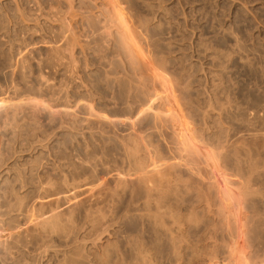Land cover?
<instances>
[{
  "label": "rangeland",
  "instance_id": "1",
  "mask_svg": "<svg viewBox=\"0 0 264 264\" xmlns=\"http://www.w3.org/2000/svg\"><path fill=\"white\" fill-rule=\"evenodd\" d=\"M16 1V2H15ZM13 2V0H0V101H3V104L5 105H2V106H5L4 109L1 107L0 109L3 111L4 110V113L0 111V116H3L0 117L1 121H0V130L1 129H5V131L1 130L0 132V139L2 138V145L0 144V171L1 170H5L6 168L8 169H12V170H9L8 174H5L4 176L0 177V192L3 194V192L6 193V191L9 190V192H7L6 194L7 195V202L8 200H10L6 206V208H4V210H9L10 213H11V216H14L16 215V217L14 219H16V223L19 224L20 226V229L22 230V237H21V242H20V245L22 246H19V247H14L13 249H17V250H14L12 249V252L11 253H14V255H11L10 258H8V260L6 261V263H4L3 261L0 260V264H15L16 262H20L18 264H23L24 261H26L27 259V262L26 264L29 262L30 264H56V262H62L61 264H71L73 263L74 264V260L75 264H113V261H114V264H133V260L135 261L136 259H134L132 256H133V243H130L132 242L133 240V236L134 235H140L143 233V228L145 227L143 225V218L139 217L142 213H135V212H142L140 211L141 210V202L138 201V199L140 200V197L141 194L139 193V189H137V191L133 189V186L129 183H125L124 180H128L129 176H132L131 173L134 171V170H130L131 168H133V166L131 165L132 163H130L131 159L129 157V151L131 150H135V146L133 147L132 146V142L130 141V136L133 134L134 137H140V139H142V141L144 142H148L146 143L147 145L151 142H153V139H154V146L158 147L157 145L159 144V148H155L153 145H150L149 146H146L145 144V147H148L147 149L149 150V148H155V149H161L164 153H161L160 150H149L150 152L154 151V155L158 156V151H160V156L163 157L165 159L164 156H162L163 154H165L166 158L170 159L171 157V154L174 153V148L176 147V144L173 143L172 144V137H173V132H171L172 130V124L171 123H166V125L164 124L165 121L163 120V122H161L162 124H160L159 122H156V121H161L159 118L156 119V117L154 116L155 115V110L154 112L151 111L145 116V120L142 121L140 124H135L132 125L129 121L130 120H127V124L124 125L123 127L120 126V125H117L115 123H113V121L109 122L108 121H102L100 118L98 119L99 115L100 116H109V119H112V117H115V116H124V118L126 117H130L131 116V112L130 111L133 107L136 106L137 103H139V105L137 104L136 108H133V112H134V115L137 113V111L139 110V108H141L143 106V104L145 105L146 103H153L152 99H155V97L157 96V100H156V104L157 106L155 105V100H154V104H152L157 110L159 111H164L165 109V106L167 105L166 103V99H165V95L162 96L161 94H163V88L162 86L160 85L159 80H156V78L154 77V72H151L148 73L149 71L148 70H145L144 68V65H141L143 64L142 62H138L135 57L133 56V54H131L132 52H129V50L121 43V41L118 39L117 37V40H116V32L115 30L117 24H114L113 25V22L112 24L110 23L111 19H110V16L107 11L104 9L106 8L102 3L100 2H94V1H90V0H80L77 1L75 0L74 3L72 4L73 6H67L69 3L65 2V1H62V0H57L56 2L53 0H15ZM18 1V2H17ZM20 1V2H19ZM45 1V2H43ZM50 1V3H49ZM60 1V2H59ZM85 1V2H84ZM87 1V2H86ZM100 3L99 5L96 4V6L92 3ZM52 2V4H51ZM56 4H55V3ZM64 2V3H63ZM38 3V4H37ZM40 3V4H39ZM46 3V4H44ZM82 3V4H80ZM84 3L86 5H84ZM90 3V4H89ZM122 3V1H121ZM9 6H8V5ZM16 4V5H15ZM28 4V5H27ZM37 6H36V5ZM51 4V5H50ZM56 6H54V5ZM60 5L59 6V9H58V6L57 5ZM75 4V5H74ZM77 4V5H76ZM127 4V5H126ZM18 5V6H17ZM20 5V6H19ZM25 5V6H24ZM46 5V6H44ZM49 8H48V6ZM78 5H82V7L80 8ZM86 7H84V6ZM123 5V6H121ZM120 6L121 7H124V8H121V10L123 11V15L127 14V16H123V19L127 20V18L129 17L130 19H128L126 21V23L128 22V25L130 28L133 27L132 31H133V35L136 36V39L138 41V44L139 46L141 47V49L144 50L146 56L150 59V61H152L153 65L155 67H157V69L159 68L161 72H163L166 76H168V79L174 84V86L176 85H179L178 87L181 88H176L175 90H177V93L180 97H178L179 100H181V111L183 110V116L185 115L186 118L185 121L186 123H188L187 125L189 126V128L193 131V132H196V133H199L201 132V134L199 133L200 135V138H202L201 140H203L204 142L206 141L207 144H210L211 147L214 149H216L215 151L217 152L220 160L222 159V161L224 163H222L221 161V164L225 165L226 166L224 167L223 165V168L224 169V172L227 174V176L229 177H232L235 181H239L241 180L242 181V184H241V181L237 182L236 184V187L238 186H241V185H244L246 186L244 183L246 182L245 181V178L248 179L247 182H250V180H252L251 178H254V176L256 178L255 179V182H254V179L252 180L253 183H249L250 185L246 186V187H251L252 189H250V192L249 193L248 191L246 192V190H242V191H245V193H249L251 196L249 197L248 195H246V202L248 203V210L246 209V220H248L249 218V221L248 223H251L250 226L248 223H245L247 225H245V232H246V236H245V244L249 247L246 246V249L248 250V252L246 253L249 257L251 255V257L249 258L250 262H252V264H264V0H124L123 1V4H121ZM27 6V7H26ZM52 9H51V7ZM89 6V8H87ZM98 6V7H97ZM101 6V7H100ZM20 7V8H19ZM22 7V8H21ZM35 7V8H34ZM45 7V8H44ZM48 9H47V8ZM63 7V8H62ZM65 7V8H64ZM70 7L71 8V11H73L72 9H74V13L75 11H77L75 14H71L73 15H76L74 17V19L77 17V14L79 12V10L81 11L82 10V13H79V17H77V19H75V21L73 20L71 22V24H74L72 25V29L69 31V35L67 34L68 30L67 28L64 29V25H63V22L61 21V19L63 18V16H65V14H67L70 10ZM77 7V8H76ZM95 7L98 8V10L96 11ZM102 8V12H99V10L101 11ZM104 7V8H103ZM8 8V9H7ZM17 8V9H16ZM23 8H26V9H23ZM35 10H34V9ZM42 8V9H40ZM44 8V9H43ZM53 8H57L53 10ZM79 8V9H78ZM86 8V9H84ZM90 8H92V11H90ZM15 9V10H14ZM19 9V10H18ZM32 9V10H31ZM62 9V10H61ZM68 9V10H67ZM76 9V10H75ZM94 9V10H93ZM25 10V12H24ZM37 10V11H36ZM41 10V13L45 11L43 15L40 13L39 14V11ZM43 10V11H42ZM52 10V11H50ZM58 12H56V11ZM85 10H89L88 12L85 11ZM105 10V11H104ZM126 13H124L125 11ZM18 11V12H17ZM19 11L21 13H19ZM22 11H23V17L26 16L25 18H21L18 14H22ZM50 11V12H48ZM55 12V15H57L58 18H56L52 13V12ZM27 12V13H26ZM62 12V13H61ZM65 12V13H63ZM94 12V14L92 13ZM96 12V14H95ZM105 14H104V13ZM14 13V14H13ZM31 15H29V14ZM57 13V14H56ZM85 13L87 15H85ZM103 15H102V14ZM35 14H39L38 16L35 15ZM49 14L48 18H47V15ZM52 14V15H51ZM90 14V15H89ZM46 15V16H45ZM60 18H59V16ZM68 15V14H67ZM66 15V16H67ZM69 15H70V12H69ZM71 15L69 17H71ZM84 17H83V16ZM93 15V16H92ZM96 15V16H95ZM99 15V16H98ZM105 15V16H104ZM107 15V17H106ZM22 16V15H21ZM45 16V17H43ZM51 16V18H50ZM54 16V17H53ZM80 16H82L83 18H81ZM90 16H92V21H89V19H87V17L89 18ZM102 16V18L104 19H100V17ZM17 17V20L15 19ZM96 17V18H95ZM125 17V18H124ZM31 18V20H30ZM34 18V20H33ZM37 18V19H36ZM48 20H47V19ZM50 18V19H49ZM55 18V19H53ZM83 19L82 20H80ZM87 19V22L90 23V25L86 22V19ZM94 18V19H93ZM99 20H98V19ZM25 19V20H24ZM43 19V20H42ZM53 19V20H52ZM110 19V20H109ZM21 20V21H19ZM51 20V21H49ZM59 20V22H62V23H59L61 26H62V29H63V32H67V33H61L59 30H61L60 28V25H58L56 22ZM76 20L78 22H76ZM98 22H97V21ZM102 20V22H101ZM107 20V23H105ZM134 20V22H133ZM136 20V21H135ZM26 21V22H24ZM43 21V22H42ZM82 21V22H81ZM85 21V22H84ZM96 21V23H95ZM99 21L100 23L104 26L106 24L105 27L104 26H100L99 25ZM133 23H132V22ZM23 22V23H22ZM37 22V23H36ZM39 22V23H38ZM46 22V23H45ZM75 22V23H74ZM81 22V23H80ZM111 24H109V23ZM139 22H140V25H139ZM36 23V24H35ZM42 23V24H41ZM52 25H51V24ZM54 23V24H53ZM55 23H56V26H55ZM87 23V24H86ZM93 23V25H92ZM138 23V24H137ZM144 23V25L142 24ZM21 24V25H20ZM39 24V25H38ZM131 24V25H130ZM24 25V26H23ZM39 27H38V26ZM48 29H47L44 27ZM49 25V26H48ZM54 25V26H53ZM75 25H78L77 27ZM81 25V26H80ZM89 25V26H88ZM98 27H97V26ZM110 25V26H109ZM143 25V27H142ZM36 26V27H35ZM88 26V27H87ZM96 26V27H95ZM114 26V27H112ZM139 26V27H138ZM38 27V28H37ZM59 27V29L57 30V28ZM87 27V28H86ZM102 27V28H101ZM111 28V30L113 31L112 33L113 34L111 36L115 37L113 39V37L111 38V36H109L110 40L108 41H113L112 43L111 42H108V41H105L103 40L102 38L104 37V39H108V36H102V32L104 31V29L106 28ZM146 27V28H145ZM41 28V30H40ZM55 28V29H54ZM78 28V29H76ZM85 28V30H84ZM95 28V30L93 29ZM98 28V30H97ZM101 28V30H99ZM104 28V29H103ZM114 28V29H112ZM29 29V30H28ZM144 29V30H143ZM36 30V31H35ZM56 33H55V31ZM65 30V31H64ZM75 30H78L79 34H76L75 33ZM83 30V31H82ZM89 30H92L90 31L89 33ZM94 30V32H93ZM110 29H108L107 31H109ZM137 30V31H136ZM142 30V31H141ZM146 30V31H145ZM32 31V32H31ZM42 31V32H41ZM73 32L75 33V37L77 35H79V39H75L73 38V33H72V37L73 38L72 40L74 41L71 42L69 37H70V32ZM80 31H82V33H80ZM97 31V32H96ZM100 33L102 34H97L96 33ZM60 32V35H58ZM89 33V34H86ZM145 32V33H144ZM45 33V34H44ZM55 33V35H53ZM85 33V34H83ZM62 34V35H61ZM63 34H65L63 36ZM92 34L94 36H92ZM146 34V35H145ZM46 35V36H45ZM68 35V37L66 36ZM81 35H85V36H81ZM87 35H88V38H87ZM90 35V36H89ZM101 36L102 38H99L101 40H103V42H101V40H98L97 38V43H95V37L96 36ZM48 36V37H47ZM55 36V37H54ZM57 36V37H56ZM59 36H63V38L59 37ZM66 36V39L67 42H71L70 45L66 42H64V40L62 41V39H64V37ZM142 36V37H141ZM145 36V37H143ZM60 38V39H57V38ZM83 39H81V38ZM85 37V38H83ZM89 37H92V39H90ZM59 41H57L56 39ZM43 39V40H42ZM54 39L57 41H54ZM81 39V48L83 49V47L87 44V43H93V48L94 50H92L93 48H90V45L92 44H87L89 45V48L87 46V49L86 50H80L78 47L77 44L80 43ZM89 40V42L87 40ZM51 40V41H50ZM76 40H79L78 43H76ZM92 40V41H90ZM98 41L101 42V45L103 46V48L101 47L100 44H98ZM120 41V42H118ZM144 41V42H143ZM46 42V43H44ZM49 42L50 45L53 44V46L51 45V49H50V45H49ZM54 42V43H52ZM110 43V44H106V43ZM142 42V43H141ZM56 43V44H55ZM59 43V47L62 46L63 48H61L66 56L64 55H58V51H59V47L57 46V49L56 50V45H58ZM60 43H62L60 45ZM63 43H65V47L63 45ZM72 43L74 44V46H71ZM85 43V45H84ZM68 44V45H67ZM82 44H83V47H82ZM98 44V45H97ZM120 44V45H119ZM47 45H48V48H47ZM55 45V47H54ZM106 45V46H105ZM69 47L66 49V47ZM77 46V48H73V50H76V52H73L74 55H76L75 57H73L72 55H70V57L67 56V53L66 51H70V54H71V50L70 49L71 47H75ZM119 46V47H117ZM98 47L99 48H102L104 50L107 51V53L104 51L96 49ZM106 49H105V48ZM112 47V48H111ZM115 51H114V48ZM123 47V50L120 51ZM125 47V49H124ZM85 48V47H84ZM120 49V50H119ZM146 49V50H145ZM152 49V50H151ZM97 50L96 52H93ZM112 50V51H111ZM118 52H117V51ZM126 52H125V51ZM156 50V51H154ZM52 51L56 52L54 53H51ZM84 51V53H83ZM87 51H92V52H87ZM124 51V52H123ZM20 54H19V53ZM62 53V51H60ZM86 52V53H85ZM102 55V53L104 54V56L100 55L99 53ZM110 52V53H109ZM119 52L121 53V55L119 54ZM150 52V53H149ZM154 52V53H153ZM160 52V53H159ZM163 52V53H162ZM21 53H23L22 56ZM53 55H51V54ZM60 53V54H61ZM83 53V54H82ZM89 53V54H88ZM93 53V54H92ZM96 53H98V56L97 54L95 55ZM106 53V54H105ZM117 53V54H116ZM125 53V54H124ZM19 54V55H18ZM50 54V55H49ZM56 54V55H55ZM69 54V52H68ZM82 54V55H81ZM87 56H86V55ZM112 54V55H110ZM123 54V55H122ZM128 54V55H126ZM152 54V55H150ZM27 55V57L25 56ZM85 55V57H84ZM110 55V56H109ZM117 55V56H116ZM119 55V56H118ZM149 55V56H148ZM161 55V56H160ZM20 56V57H19ZM23 58H22V57ZM51 56L53 57V60H51ZM54 56L58 57V59L54 58ZM63 58H62V57ZM89 56V58H88ZM116 56V57H114ZM163 56V57H162ZM59 57L60 59L62 58V61L64 59V63L66 62V60L68 62H73L74 60L76 61V59H78L76 62L74 61L75 64H71V67H75L77 68V65H78V68L79 69H75L73 68V70H75L76 74L74 71H72L73 74H75V76L73 75V78L75 80H77V77L80 76L81 78L78 77V80L80 81H75L72 77V74L70 76L69 73H71V70L72 68L70 69H66V65H70V63H66L65 65H62L64 64L63 62L61 63L60 61V66L58 64L59 62ZM72 57L74 58V60L72 61ZM92 57V58H90ZM94 57V58H93ZM99 57V59L97 58ZM103 57V59H102ZM109 57V58H108ZM123 57V58H122ZM131 57V58H129ZM152 57V59H151ZM167 57V58H166ZM21 58V60L25 61L24 64H23V61H19ZM27 58V59H25ZM70 60H68V59ZM85 58V59H84ZM120 58H121V61H120ZM25 59V60H24ZM54 59L57 60L56 64L57 66H55V61ZM94 59V60H93ZM111 59V60H110ZM113 59V60H112ZM115 59V60H114ZM117 59V60H116ZM127 59V60H126ZM87 60V61H86ZM154 60V61H153ZM164 62H162V61ZM51 61V62H50ZM79 62V64H77ZM96 61V62H95ZM116 61V62H115ZM134 61V63H133ZM160 61V62H159ZM20 63V64H17L16 63ZM54 62V63H53ZM94 62V63H93ZM103 62V63H102ZM167 62V63H166ZM14 63V64H13ZM25 63L26 65L29 64L28 67H30V71L27 73V70L28 67L25 66ZM52 63V64H51ZM99 63V64H98ZM121 63V64H119ZM124 63V64H123ZM133 63V64H132ZM139 63V64H138ZM157 63V65H156ZM160 63V64H159ZM13 64V65H12ZM77 64V65H76ZM108 64V65H107ZM126 64V65H125ZM161 66H159V65ZM22 66L20 68V66ZM24 65V66H23ZM52 65V66H51ZM55 67H54V66ZM75 65V66H74ZM89 65V66H88ZM107 65V66H105ZM134 65V66H133ZM137 65V66H136ZM19 66V67H18ZM65 67L64 69H59L60 67ZM113 66V68H111ZM120 66V67H118ZM129 66V67H128ZM167 66V67H166ZM13 67V68H12ZM14 67H16V70L14 69ZM24 67V68H23ZM25 67H27L25 69ZM58 69H57V68ZM134 67V68H133ZM140 67V68H139ZM20 68V69H18ZM68 68V67H67ZM123 68V69H122ZM139 68V70H138ZM167 68V69H166ZM23 69V70H22ZM66 69L67 72H65L64 70ZM84 69V70H83ZM112 69V70H111ZM115 69V70H114ZM158 69V70H159ZM15 70V71H14ZM20 70L22 71H25L26 73L24 72H20ZM58 70V71H57ZM77 70V71H76ZM79 70V71H78ZM81 70V71H80ZM87 70V71H86ZM135 70V71H133ZM142 70V71H141ZM11 71L13 72L14 71V74L11 73ZM19 71V72H18ZM111 71V72H110ZM147 71V72H146ZM167 71V73H166ZM82 72V73H81ZM86 72V73H85ZM125 72V73H124ZM130 72V73H128ZM142 72V73H141ZM19 73H24L25 75L22 76L25 77L24 81L22 78V76L19 77ZM81 73V74H80ZM112 73V74H111ZM123 73V74H122ZM19 74V75H18ZM65 74H68L65 75ZM80 74V75H79ZM85 74V75H84ZM117 74V76H116ZM120 74V75H119ZM28 75V76H27ZM78 75V76H77ZM112 75V76H111ZM144 77H143V76ZM67 76V77H65ZM115 76V77H114ZM122 76V77H121ZM129 76V78L127 77ZM131 76V77H130ZM137 76V77H136ZM151 76V77H150ZM83 77V78H82ZM109 77H110V80H109ZM112 77V78H111ZM141 77V78H140ZM149 77V78H148ZM72 81H71V79ZM113 78H116V79H113ZM134 78V79H132ZM173 78V79H172ZM82 79V80H81ZM108 79V81H106ZM127 80L126 82L124 80ZM132 79V80H131ZM145 81H144V80ZM153 79V80H152ZM65 80V82H63ZM70 80V81H69ZM115 80V82H114ZM117 80V81H116ZM120 80L122 83H120ZM129 80V81H128ZM135 80V81H134ZM143 80V81H142ZM149 80V81H148ZM156 80V81H155ZM75 81V82H74ZM140 81V82H139ZM155 81V83H154ZM178 81L181 82L180 84H177L176 82ZM109 82V83H108ZM119 82V83H118ZM139 82V83H138ZM142 82V83H141ZM148 82V84L146 83ZM107 83V85H106ZM115 83V84H114ZM133 83V84H132ZM147 85H145V84ZM16 86L17 85V88L16 87H13L14 85ZM26 84V85H25ZM28 84V86H27ZM105 84V85H103ZM120 84V85H118ZM132 84V85H131ZM137 84V85H136ZM142 85V86H139V85ZM211 84V85H210ZM13 85V86H12ZM87 88L85 89L84 86ZM151 85V86H150ZM186 87H185V86ZM27 86V88H26ZM30 86V87H29ZM107 86H109L108 89ZM113 86H116L115 88H112ZM120 88H119V87ZM131 88H130V87ZM134 86V87H133ZM135 86L136 88L138 87H141V90L140 92H136V89H135ZM148 86V87H147ZM184 86V87H182ZM29 87V88H28ZM89 87V88H88ZM144 90H143V88ZM148 90H147V88ZM150 87V89H149ZM16 88V89H15ZM122 88V89H121ZM127 88V89H126ZM158 88V89H157ZM185 88V89H184ZM187 88V89H186ZM91 89V90H90ZM93 89V90H92ZM103 89V90H102ZM109 91H108V90ZM118 89V90H117ZM130 89V90H128ZM132 89V91H131ZM135 89V91L133 90ZM162 89V90H161ZM189 89V91H188ZM215 89V91H214ZM88 92H87V91ZM112 90V91H111ZM117 90V92H116ZM121 90V92H120ZM157 90V91H156ZM183 90V91H182ZM208 90V91H207ZM212 90V91H211ZM2 91H4L3 93H1ZM147 91V92H146ZM149 91V92H148ZM152 91V92H151ZM185 91V92H184ZM90 92V93H89ZM97 92V93H96ZM100 92V93H99ZM111 92V93H110ZM131 92H135L134 94L131 93ZM154 92V93H153ZM156 92V94H155ZM176 92V91H175ZM207 92V94L205 93ZM210 92V93H209ZM88 93H89V96H88ZM95 93V94H94ZM113 93H115L113 95ZM146 93V94H145ZM161 93V94H160ZM94 94L96 96V99L95 100V96L92 95ZM118 94V96H117ZM122 96V99H121V96ZM124 94V95H122ZM126 94V95H125ZM132 94V95H130ZM140 94V95H138ZM149 94V95H148ZM189 96H188V95ZM19 95V96H18ZM87 95V96H86ZM130 95V96H128ZM143 95V96H142ZM151 95V96H150ZM183 95V96H182ZM185 95V96H184ZM3 96V97H2ZM5 96V97H4ZM93 96V97H92ZM102 96V97H101ZM105 96V97H104ZM139 96V98H138ZM150 96L151 99L148 97ZM160 96V97H159ZM9 97V98H8ZM10 97L11 98V101L10 100ZM16 97L18 100L14 99ZM22 97V98H21ZM24 97V98H23ZM30 97V98H28ZM34 97V98H33ZM85 97V98H83ZM114 97V98H113ZM124 97V98H123ZM146 99H144V98ZM186 100H190L191 101H187L185 102V98ZM207 97V98H206ZM218 97V98H217ZM28 98V99H27ZM82 98V99H81ZM94 99V100H89V99ZM106 98V99H105ZM129 98L131 99V101H129ZM133 98V99H132ZM137 98L140 100L141 98V101L137 100ZM209 98V99H208ZM217 98V99H216ZM3 99H7V100H3ZM14 99V100H12ZM85 99V100H83ZM102 99V101H100ZM115 100V101H112ZM121 99V100H120ZM143 99V100H142ZM149 99V100H148ZM182 99L184 101H182ZM218 99L220 101H218ZM21 100V101H20ZM28 100V101H27ZM39 100V101H38ZM41 100V101H40ZM110 100V101H109ZM133 100V101H132ZM150 100L152 102H150ZM206 100V101H205ZM210 100V101H209ZM218 102H217V101ZM5 101V103H4ZM7 101V102H6ZM18 101V102H17ZM32 101V102H31ZM36 101V102H35ZM92 101H95V102H92ZM119 101V102H118ZM121 101V102H120ZM123 101V102H122ZM129 101V102H128ZM147 101V102H146ZM149 101V102H148ZM160 101V102H159ZM165 101V102H164ZM213 101H215L213 103ZM10 102V104H9ZM18 103V106L16 105V103ZM35 104V107L33 106L34 103ZM41 104L39 105V109L37 110H41V111H38V114L36 112V106L38 107V103ZM41 102V103H40ZM46 102V103H45ZM78 102H83V103H80V105H83V107L81 106L80 108V105L77 106V109H76V104ZM90 102V103H89ZM97 102V103H96ZM102 102V103H101ZM111 102V103H110ZM113 102V103H112ZM115 102V103H114ZM142 102V103H141ZM144 102V103H143ZM146 102V103H145ZM193 102V103H192ZM15 103V104H14ZM20 103V104H19ZM23 103V104H22ZM30 103V105H29ZM48 103V104H47ZM84 103H85V106L88 107L86 108L84 106ZM94 103V104H93ZM121 103V104H119ZM129 104V106L133 105L132 108H129V106H127ZM132 103V104H131ZM135 103V105H134ZM141 103V104H140ZM187 103V104H185ZM212 103V104H211ZM216 103V104H215ZM221 104V105H218V104ZM223 103H224V107H223ZM8 104V105H6ZM22 104V105H21ZM26 104V106H25ZM53 106H51V105ZM79 104V103H78ZM96 104V106H95ZM114 104V105H113ZM116 104V105H115ZM122 104H124L122 106ZM185 104V106H183ZM192 106H191V105ZM207 107H206V105ZM212 106V107H210ZM16 105L17 108L14 106ZM21 105V106H19ZM29 105V106H27ZM70 105H73L72 107ZM95 108H94V106ZM160 105V107H159ZM163 105V106H162ZM165 105V106H164ZM190 105V106H189ZM215 107H214V106ZM217 105V106H216ZM13 108H12V107ZM22 106L24 108H22ZM41 106V107H40ZM42 106H45L47 107L45 109V107H42ZM51 106V107H50ZM55 106V107H54ZM98 106V107H97ZM100 106V107H99ZM124 106H127V107H124ZM130 106V107H131ZM141 106V107H140ZM209 106V108H208ZM8 107V108H7ZM10 107L12 108V110H10ZM19 107V108H18ZM26 107V109H25ZM66 107V108H65ZM71 107V108H70ZM112 107V108H111ZM115 107V108H114ZM121 107V108H119ZM124 107V108H123ZM144 107H147V106H144ZM164 107V108H163ZM186 110H185V108ZM189 107V108H188ZM201 107V108H200ZM7 108V109H6ZM15 108V109H14ZM35 108V109H34ZM43 108V109H42ZM86 108V109H85ZM93 108V110L91 109ZM99 108V109H98ZM158 108V109H157ZM184 108V109H183ZM204 108V109H203ZM215 108V109H214ZM5 109H6V112H5ZM21 110V113L19 110ZM24 109V110H23ZM34 109V111L32 110ZM56 109V110H55ZM59 112H58V110ZM62 109V110H60ZM84 109V110H83ZM103 109V110H102ZM190 109V110H189ZM194 109V110H193ZM210 109V110H209ZM224 109V110H223ZM10 110V111H9ZM18 115H17V113ZM18 110V111H17ZM45 112H44V111ZM46 110H48L46 112ZM51 110V111H49ZM64 110H69L71 111L69 114H68V118H64L65 117V112ZM87 110V111H86ZM99 110V111H98ZM104 110H105V113H104ZM118 110V111H117ZM122 110V111H121ZM126 110V111H125ZM166 110V109H165ZM188 110V111H187ZM192 110V111H191ZM202 110V112H201ZM207 110V111H206ZM227 110V111H226ZM9 111V114L7 113ZM16 113V116L14 114V112ZM23 111V112H22ZM24 111H28L27 114H25L26 112ZM33 111V112H31ZM53 111H56L55 113H53ZM73 111V113H72ZM101 111V113H100ZM114 113H113V112ZM121 111V113H120ZM161 111V112H162ZM185 111H187L185 113ZM191 111V112H190ZM200 111V113H199ZM214 113H212V112ZM251 111V112H250ZM12 112L14 115H12ZM45 114H44V113ZM57 112H58V115H57ZM63 112V113H62ZM103 112V113H102ZM119 112V113H118ZM190 112V113H189ZM195 112V113H194ZM208 112V113H207ZM211 112V113H210ZM2 113V114H1ZM7 113V115H6ZM32 113V114H31ZM42 113V114H41ZM61 113V114H60ZM75 113V114H74ZM86 113V114H85ZM89 113H96L95 116L92 115V114H89ZM122 113L124 115H122ZM151 113V114H150ZM208 114V115H204V114ZM250 113V114H249ZM5 114V115H4ZM31 114V117L29 116ZM51 116H50V115ZM56 114V115H54ZM74 114V115H72ZM102 114V115H101ZM107 114V115H105ZM191 114V115H190ZM224 114V115H223ZM226 114V115H225ZM22 115V117L20 116ZM35 115V116H34ZM37 115V116H36ZM54 115V116H53ZM64 115V116H63ZM71 115V116H70ZM89 115H92V116H89ZM98 115V116H97ZM127 115V116H126ZM10 116V118H8ZM15 118L14 119V124H13V121L11 123V120L13 119L12 118ZM15 116V117H14ZM28 117V120H25V121H28L27 123H25L24 119H27ZM62 116V117H61ZM90 118H93V119H90ZM97 116V117H96ZM107 116V117H108ZM154 116V117H153ZM184 116V117H185ZM204 116V117H202ZM208 116V118H211V119H208L207 118V121L205 119V117ZM7 117V119H6ZM18 117H20V119H18ZM35 117V118H34ZM50 120H49V118ZM67 117V115H66ZM86 117V118H85ZM148 119H147V118ZM190 117V118H189ZM193 117V118H192ZM197 117V118H196ZM216 117V118H215ZM5 118V119H4ZM30 118H34V119H30ZM37 118V120H36ZM54 120H51L53 119ZM79 118V120L77 119ZM89 118V121L87 120ZM96 118V119H95ZM154 118V119H153ZM200 118V119H199ZM205 120H204V119ZM215 118V119H214ZM226 118V119H225ZM30 119V121H29ZM66 119V120H65ZM68 119V120H67ZM76 119L78 122H76ZM129 119V118H128ZM222 121H221V120ZM245 119V120H244ZM248 119V121H247ZM2 120H5V121H2ZM8 120V121H7ZM20 123H18V121ZM34 120V121H33ZM35 120L37 122H35ZM58 120V121H57ZM64 120V122H63ZM74 120V121H72ZM98 120L100 121V123L98 122ZM156 120V121H155ZM203 122H200L202 121ZM10 121V122H9ZM17 121V122H16ZM32 121V122H31ZM70 121V122H69ZM88 121V123H87ZM190 121V123H189ZM193 121V122H192ZM206 121V122H205ZM216 121V122H215ZM221 121V122H220ZM244 121V122H243ZM247 121V122H246ZM2 122V124H1ZM6 122V123H5ZM7 122H9L8 125ZM18 124H16V123ZM22 122V124H21ZM31 122V123H29ZM39 122V123H38ZM61 122V123H60ZM73 122V123H72ZM82 122V123H81ZM86 122V123H85ZM96 122V124H95ZM105 122V123H103ZM151 122V123H150ZM209 123L208 126L209 128H204L205 127H208L205 123ZM213 122V123H212ZM220 122V123H219ZM253 122V123H251ZM4 123V125H3ZM12 124V127L9 128V126ZM28 123L30 125H28ZM36 124L35 126H37L35 128V126L33 124ZM102 123V124H101ZM113 123V126L111 125ZM145 123V124H144ZM195 123V125L193 124ZM25 124V125H24ZM44 124V125H43ZM73 124V125H72ZM76 124V126H74ZM88 124V125H86ZM89 124H92V125H89ZM101 124V125H100ZM107 124V125H106ZM144 124V125H143ZM156 124H159V125H156ZM169 124V125H168ZM199 124V125H198ZM201 124V125H200ZM214 124V125H213ZM249 124H251L249 126ZM255 124H256V127H255ZM3 125V126H2ZM6 125V126H5ZM21 125H22V128H21ZM27 125V126H26ZM31 125L33 127H31ZM39 125V127H38ZM95 125V126H93ZM99 125H100V128H99ZM104 125V126H103ZM106 125V126H105ZM139 125L138 129L136 128V126ZM197 125V126H196ZM216 125V126H215ZM254 125V127H253ZM257 125H259L257 127ZM5 126V127H4ZM7 126H8V129H7ZM14 126V127H13ZM24 126V127H23ZM26 126V127H25ZM30 126V127H29ZM62 126V127H61ZM66 126V127H65ZM79 126V127H78ZM111 126V127H110ZM115 126V127H114ZM127 126V127H126ZM146 126V127H145ZM151 126V128H150ZM159 126V127H157ZM160 126H163L164 129L160 128ZM168 127L166 129V127ZM171 126V128H170ZM192 126V127H191ZM214 126V127H213ZM30 131H29V129ZM41 127V128H40ZM43 127V129H42ZM51 127V128H50ZM71 127L73 128L71 129ZM102 127V128H101ZM106 127V128H105ZM108 127V128H107ZM121 127V128H120ZM129 127V128H128ZM135 127V129H133ZM220 127V128H219ZM18 131H15L16 129ZM27 128V129H26ZM32 128V130H31ZM34 128V130H33ZM39 128V130L37 129ZM60 128V129H59ZM71 130H70V129ZM97 128V129H96ZM114 128V129H113ZM116 128V129H115ZM155 130H153V129ZM158 128V129H157ZM170 128V130H169ZM198 128V129H197ZM203 128V129H202ZM249 128V129H248ZM12 129V131H11ZM23 129V130H22ZM37 129V130H35ZM96 131H95V130ZM133 129V130H132ZM143 129V130H142ZM149 129V130H148ZM161 129V130H160ZM194 129V130H193ZM201 129V130H199ZM205 129V130H204ZM208 129V130H206ZM209 129H211V133H209ZM213 129V130H212ZM218 130V132H215V130ZM256 129V131H255ZM8 130V131H7ZM10 130V131H9ZM14 130V131H13ZM20 130L21 133H20ZM28 130V131H27ZM64 130V131H63ZM105 130V132H104ZM112 130V132H111ZM138 130V134L135 136V132ZM152 130V131H151ZM160 134H159V132ZM163 130V131H162ZM216 130V131H217ZM26 131H27V134H26ZM34 131H36V133H34ZM76 131V132H74ZM141 131V132H140ZM147 131V136H144L145 133ZM150 131V132H149ZM154 131V132H153ZM157 131V132H156ZM170 131V132H169ZM199 131V132H197ZM209 131V132H208ZM214 131V132H212ZM223 131V132H222ZM4 132V133H3ZM14 132V133H13ZM50 132V133H49ZM56 132V133H55ZM83 132V133H82ZM110 132V133H109ZM134 132V133H133ZM149 132V133H148ZM209 134H207V133ZM220 132V133H219ZM2 133L4 135H2ZM6 133V135H5ZM11 133V134H10ZM23 133V134H22ZM25 133V135H24ZM29 133H34V135L30 134ZM38 133V134H37ZM46 133V134H45ZM78 133V134H77ZM114 133V134H113ZM132 133V134H130ZM143 133V134H141ZM151 133V134H150ZM164 133V135H163ZM170 133V134H169ZM203 133V134H202ZM216 133H218V137L222 140L223 142V139H224V144H221L222 143L220 141V139L217 137ZM237 133V134H236ZM256 133V134H255ZM16 134V135H15ZM21 134V135H20ZM36 134V135H35ZM98 134V135H97ZM120 134V136L118 135ZM124 134V135H123ZM167 134V135H166ZM214 134L216 135V137H214ZM221 134V135H220ZM12 135L14 137H12ZM24 135V136H23ZM29 135V136H28ZM141 135V136H140ZM149 135L150 136H154L153 138L150 137L149 138ZM169 135V136H168ZM206 135V136H205ZM210 136V138L208 136ZM227 135V137L225 136ZM3 136V137H2ZM19 136L20 139L22 138L23 140H20L19 138L17 137ZM22 136V137H21ZM51 136V137H49ZM68 136V137H67ZM75 136V137H74ZM100 136V137H99ZM131 136V140L134 139V137ZM160 136V137H158ZM162 136V137H161ZM203 136V137H202ZM230 136V137H229ZM10 137V138H9ZM25 137V138H24ZM29 137V139H27ZM35 137V138H34ZM42 137V138H41ZM78 137V138H77ZM125 137V139H124ZM133 137V138H132ZM145 137V138H144ZM163 137L165 138L166 137V140L164 139L163 140ZM204 137H205V140H204ZM213 137V138H211ZM6 138V139H5ZM14 138V140L12 139ZM53 138V139H52ZM94 138V139H93ZM105 138V139H104ZM129 138V139H128ZM216 138V139H215ZM226 138V139H225ZM16 139V140H15ZM18 139V140H17ZM31 139V140H30ZM83 139V140H82ZM117 139V140H116ZM128 139V140H127ZM144 139V140H143ZM151 139V140H150ZM211 141H210V140ZM212 139L215 140L212 142ZM218 139H219V143L217 144L218 142ZM228 139V140H227ZM238 139V140H237ZM7 140H9V142H7ZM67 140V141H66ZM126 140V142H125ZM150 140V141H149ZM170 140V141H168ZM208 140L210 141V143L208 142ZM217 140V141H216ZM230 140V141H229ZM234 140V141H233ZM246 142H245V141ZM1 141V140H0ZM4 141V142H3ZM11 141V142H10ZM15 141V142H14ZM20 141V142H18ZM23 141L24 144H23ZM45 141V142H44ZM110 141V142H109ZM124 141V143H126V145L122 142ZM229 141V143H228ZM239 141V142H238ZM240 141L242 142V144L240 143ZM56 142V144H55ZM58 142V143H57ZM97 142V143H96ZM109 142V143H108ZM131 142V143H130ZM158 142V144H157ZM172 144H169V143ZM238 142V143H237ZM247 143L246 145H249L248 146H252L251 147V150H252V153H251V150L250 147L246 146V145H243L244 143ZM252 142V143H251ZM254 142V143H253ZM8 143V144H6ZM12 144V143H15L13 145H9V144ZM22 143V144H21ZM45 143V144H44ZM49 143V144H48ZM69 143V144H68ZM86 143V144H85ZM123 143V144H122ZM128 143L131 144L129 146H132V148L130 147L128 149ZM161 143V144H160ZM165 143V144H163ZM213 143V144H212ZM18 144V145H17ZM36 144V145H35ZM45 146H44V145ZM59 144V145H58ZM64 144V145H63ZM71 144V145H70ZM108 144V145H106ZM115 144V145H114ZM134 144V142H133ZM153 144V143H152ZM156 144V145H155ZM175 144V145H174ZM219 145V149H218V146L216 147L215 145ZM229 144V147H230V144L232 145L231 146V149L228 147ZM9 145V146H7ZM19 145L21 147H19ZM28 145V146H26ZM35 145V146H34ZM57 145H58V148H57ZM63 145V146H62ZM67 145V146H66ZM93 145V147H92ZM123 145V146H122ZM163 145V146H162ZM170 145V146H169ZM174 145V146H173ZM213 145L215 147H213ZM224 145V146H223ZM227 145V146H226ZM234 145V147H233ZM242 146V148H240ZM14 146V147H13ZM65 146V147H64ZM72 146V148H71ZM86 146V147H85ZM109 146V147H108ZM126 146V147H124ZM128 146V147H127ZM166 148H165V147ZM245 146V147H244ZM3 147V148H2ZM33 147V148H32ZM36 147V148H35ZM38 147V148H37ZM54 147V148H52ZM89 147V148H88ZM122 147V148H121ZM172 147V149H171ZM224 150H223V148ZM227 147V150L226 148ZM238 147V149H237ZM244 147V148H243ZM255 149H254V148ZM12 148V149H11ZM31 148V149H30ZM42 148V149H41ZM47 148V149H46ZM94 148V149H93ZM121 148V149H120ZM127 148V149H126ZM144 148V147H143ZM229 148V149H228ZM249 152H248V150ZM4 149V151H3ZM14 149V150H13ZM50 149V150H49ZM63 149V150H62ZM79 149V150H78ZM103 149V150H102ZM123 149H126L125 152L123 151ZM167 151H166V150ZM234 149V150H233ZM236 149V150H235ZM244 150L243 152L241 151ZM12 150V151H11ZM20 150V151H19ZM23 150V151H22ZM34 150V151H33ZM45 150V152H44ZM56 150V152H55ZM86 150V151H85ZM100 150V151H99ZM105 150V151H104ZM120 150L123 152H120ZM226 150V151H225ZM228 150H231L229 151L230 153H228L227 151ZM10 151H11V154H10ZM15 151V152H14ZM65 151V152H64ZM90 151V152H89ZM103 153H102V152ZM130 151V152H131ZM156 151V152H155ZM220 151H223V154L220 153ZM240 151V152H239ZM246 151V152H245ZM27 152V153H26ZM76 152V153H75ZM85 152V153H84ZM88 152V154H87ZM172 152V153H171ZM225 152V153H224ZM228 154H227V153ZM233 152V154H232ZM245 152V153H244ZM248 152V153H247ZM16 153V154H15ZM18 153V155H17ZM22 153V154H21ZM44 153V154H43ZM58 153V155H57ZM90 153V154H89ZM95 153L97 154L95 157ZM127 156H126V154ZM157 153V154H155ZM167 153V154H166ZM219 153L221 155H219ZM254 153V154H253ZM30 154V155H29ZM49 154V155H48ZM61 154V155H59ZM120 154V155H119ZM125 154V155H124ZM169 154V155H168ZM233 157H232V155ZM235 154L238 156V157H235ZM252 155V158L250 155ZM256 154V155H255ZM2 155V156H1ZM5 155V157H4ZM7 155H11L9 157H7ZM40 155V156H39ZM47 155V157H46ZM89 155V156H88ZM90 155H92V157H90ZM103 157H102V156ZM105 155V156H104ZM223 155V157H222ZM227 155V156H226ZM246 156L243 157V156ZM14 156V157H13ZM56 156V158H55ZM123 156L124 159H126L127 161L129 162H125L124 159H123ZM226 156V158L224 157ZM248 156V157H247ZM7 157V158H6ZM22 157V158H21ZM54 157V158H53ZM72 157V158H71ZM76 157V158H75ZM88 157H90V159H97L96 161L98 162L99 160V164H95V160H90ZM97 157V158H96ZM101 157V158H100ZM254 157V158H253ZM5 158V159H4ZM14 158V159H13ZM18 160L16 161L15 160ZM20 158V160H19ZM29 158V160H28ZM70 158V159H68ZM88 158V159H86ZM104 158V159H103ZM130 160H129V159ZM224 158V159H223ZM231 160H230V159ZM239 158V159H237ZM240 158H242V162H238V160H240ZM249 158V159H248ZM10 159V160H9ZM12 159V160H11ZM22 159V160H21ZM31 159V160H30ZM40 159V160H39ZM75 159V160H74ZM235 159V160H234ZM246 159V160H245ZM258 161V163L255 161ZM28 160V161H27ZM44 160V161H43ZM86 160H89V161H86ZM119 160V162H118ZM233 160V161H232ZM253 160V161H252ZM3 161V162H2ZM12 161V163H11ZM31 161V162H29ZM34 161V162H33ZM47 161V162H46ZM64 161V162H63ZM81 163H80V162ZM84 161L86 162V165L84 163ZM92 161V162H90ZM228 161V162H227ZM232 161V162H231ZM237 161V163H235ZM246 161V162H244ZM20 162V163H19ZM45 162V163H44ZM50 162V163H49ZM83 162V163H82ZM106 162V163H105ZM227 162V163H226ZM244 162V164H243ZM250 162V165L251 167L249 166V163ZM7 163V164H6ZM10 163V164H9ZM17 163V165H16ZM24 163H26L24 165ZM28 163V164H27ZM36 163V164H35ZM47 163V166L44 165ZM58 163V165H57ZM80 163V165H79ZM92 163V164H90ZM104 163V164H103ZM125 163V164H124ZM127 163V164H126ZM230 163V164H229ZM242 163L243 165V168L245 167L246 169H243L245 172L243 173L241 171L242 169ZM32 164V165H30ZM51 164V165H50ZM81 164H84L83 166L85 167H82L81 169ZM93 168H95L94 170L92 169V166ZM94 164H95V167H94ZM102 164V165H100ZM107 164V165H105ZM111 164V165H110ZM131 166H130V165ZM235 164V165H234ZM240 166L238 167L237 165ZM259 164V165H257ZM7 165V166H5ZM10 165V166H9ZM34 165V166H33ZM37 165V166H35ZM50 165V167H49ZM53 165V166H52ZM76 165V166H75ZM124 165H126L124 167ZM233 165V166H232ZM3 168H2V167ZM30 166V167H29ZM45 166V167H44ZM77 166H79L77 168ZM87 166L90 168H87ZM97 166L100 168L99 170H97ZM103 166H106V167H103ZM130 166V168H129ZM229 166V167H228ZM232 166V167H231ZM253 166V170L251 169ZM11 167H14V168H11ZM18 167V168H17ZM22 167V169H21ZM26 167V168H24ZM32 167V168H31ZM36 167V168H34ZM41 167V170H39ZM49 167V169H48ZM54 167V168H53ZM76 167V168H75ZM249 167V168H247ZM17 168V169H16ZM30 170H29V169ZM34 168V169H33ZM59 168V169H58ZM84 168V169H83ZM106 170H104V169ZM108 168V169H107ZM111 168V170H109ZM122 169V171H125V174L122 172H119L121 170L119 169ZM130 170H128V169ZM226 168L228 169L226 171ZM231 168V169H230ZM240 168L239 169V172L238 170L236 169ZM15 169V170H13ZM23 169H26V171H23ZM45 169L46 172L44 171ZM73 169H74V172H73ZM80 169V170H79ZM86 169V170H85ZM88 169V170H87ZM234 169V170H233ZM248 169V170H247ZM17 170H19L17 172ZM21 170V171H20ZM31 170L32 172L35 171V173H31ZM55 172H54V171ZM64 172H63V171ZM85 170V171H84ZM94 172H93V171ZM96 170L99 171L96 173ZM112 170H116L112 172ZM118 170V171H117ZM252 170V171H251ZM255 170V171H254ZM14 171V172H13ZM39 171V172H38ZM50 172V174L52 175L51 179H50V174L48 172ZM53 171V172H52ZM58 171V172H56ZM89 171V172H87ZM90 171H92L93 175H90V177H93L95 175V177L93 178H89V173ZM109 171V172H108ZM111 171V174H113L112 176L109 175ZM131 172L129 174V172ZM235 171V172H234ZM241 171V173H240ZM45 172V173H43ZM72 172V173H71ZM77 172V173H76ZM87 172V173H86ZM108 175H107V173ZM115 172V173H114ZM117 172H119V175L116 174ZM129 174V176H127V174ZM135 172V171H134ZM133 172V173H134ZM231 174H229V173ZM237 172V173H236ZM250 172V173H249ZM254 174H253V173ZM19 173V174H18ZM22 173V175H21ZM26 173V174H25ZM29 173V174H28ZM37 173V175H36ZM39 173V175H38ZM42 173V174H41ZM53 173H56L55 175H53ZM59 173V174H58ZM61 173H62V176H61ZM95 173V174H94ZM132 173V174H133ZM239 173H240V177H239ZM243 173V174H242ZM257 173V174H256ZM261 173V175L259 174ZM34 174V175H33ZM44 174V175H43ZM76 174V175H75ZM79 174V175H78ZM97 174V175H96ZM238 174V175H237ZM246 174H248V176L250 174H253L252 176L248 177ZM36 175V176H35ZM41 175H42V178L44 176L43 179L41 178ZM59 175V176H58ZM65 175V176H64ZM69 175V176H68ZM107 175V176H106ZM117 175V176H116ZM123 175H126L124 177H126L125 179L122 178ZM237 175V176H236ZM245 175V178L241 177ZM258 175V176H257ZM23 176V177H21ZM26 176V178H25ZM28 176V177H27ZM31 176V177H30ZM34 176V177H33ZM39 176V179L38 180H35L34 182H32L34 179H37ZM48 176V177H47ZM54 176V177H53ZM67 176V177H66ZM73 176V177H72ZM80 176V177H79ZM82 176V177H81ZM102 176V177H101ZM115 176V178H114ZM118 176L119 179H116ZM236 176V177H235ZM20 177V178H19ZM60 177V178H59ZM66 177V178H65ZM239 179V180H236L235 178ZM9 178V179H8ZM24 178L22 181L21 179ZM47 178V179H45ZM56 178V180L54 179ZM68 178V179H67ZM85 182H84V180ZM92 179V180H89V179ZM94 178L95 180L97 179V181L95 182L94 181ZM102 178V179H101ZM104 178H107L109 180H105L104 181ZM114 178V179H113ZM122 178V180L120 179ZM243 178V179H241ZM19 179V180H18ZM26 179V180H25ZM48 179L50 181H48ZM99 179V181H98ZM250 179V180H249ZM261 179V180H260ZM55 182H54V181ZM64 180V181H63ZM69 180V181H68ZM72 180V181H71ZM75 180V182H74ZM81 180V181H80ZM87 180V182H86ZM105 182L104 184H108V187H115L113 188L114 191L115 190H119L118 188V183L116 182H121L119 183V186L122 185V181H123V184L124 186L122 185V187L125 188V190L122 188V190H117L118 193H120V195L118 193H116V191L114 192H110L112 194H109V192H106L107 190V185H106V190L104 191L102 189V187L105 189V185L102 184L101 182ZM103 180V181H102ZM117 180V181H116ZM120 180V181H118ZM25 181L26 185H23ZM38 181V182H37ZM42 181V182H41ZM48 182H51V185L50 183H47ZM53 181V182H52ZM57 181V182H56ZM59 181V182H58ZM66 181V182H65ZM79 184V186H77V183ZM80 181V182H79ZM97 183V184H94L93 183ZM109 183H108V182ZM258 183H257V182ZM11 182V183H10ZM15 182H17L15 184ZM19 182V183H18ZM23 182V184L21 183ZM99 182V183H98ZM260 182V183H259ZM29 183V184H28ZM39 183L38 185H34V184H37ZM42 183V184H41ZM57 183V184H56ZM64 183V184H63ZM67 183V184H66ZM74 185H73V184ZM76 183V185H75ZM80 183H81V186H80ZM101 183V184H100ZM258 185H257V184ZM262 183V184H261ZM9 184V185H8ZM44 184V186H43ZM50 187H49V185ZM61 186H60V185ZM99 184L101 186L100 190L97 189V187H99ZM110 184V185H109ZM115 184V185H114ZM116 184H117V187H116ZM241 184V185H240ZM248 184V183H247ZM255 184L258 186V187H252L253 185L255 186ZM261 184V185H260ZM14 185V186H13ZM27 185L31 186L26 188ZM48 185V186H46ZM60 187H58V186ZM64 185V186H63ZM112 185V186H111ZM129 185V188L127 187ZM252 185V186H251ZM2 186V187H1ZM9 186V187H8ZM13 186V187H12ZM25 186V187H23ZM52 186V187H51ZM55 186V187H53ZM70 186V187H69ZM75 186V188H73ZM84 188V191H83V188ZM90 186V187H89ZM93 186V187H92ZM96 186V187H94ZM127 188H126V187ZM131 186V188H130ZM8 187V188H7ZM23 187V188H22ZM39 187H40V190H39ZM45 187V188H44ZM78 187V189H77ZM80 187V188H79ZM87 190H86V188ZM242 188L243 189H247V188ZM261 187V188H260ZM263 187V188H262ZM6 188V189H5ZM23 189V191L21 192L20 189ZM25 188V189H24ZM44 188V189H43ZM50 188V189H47ZM52 188V190H51ZM55 188L58 189L59 192H57L56 194V191L57 189L55 190ZM66 188V189H65ZM88 188H92V190L88 189ZM108 188V190H109ZM111 188V189H112ZM241 188V187H240ZM259 188V189H257ZM4 189V190H3ZM46 190V191H49L48 192V195H47V192L45 193L44 191H41V190ZM61 189H63V191H60ZM75 189V191H73ZM98 191H97V190ZM102 189V190H101ZM133 189V190H132ZM27 190V191H25ZM55 190V191H54ZM66 190V192L64 191ZM70 190V191H69ZM77 190V192H76ZM96 190V192L94 191ZM107 190V191H108ZM132 190V191H131ZM263 190V191H262ZM90 191V193H93V191L95 192V194L93 193L90 194L87 192ZM101 191V192H99ZM102 191L103 194H106L108 195V197L106 198V196L104 195V199L103 201L101 202V198H103V194H102ZM112 191V190H110ZM133 191L135 193H133ZM141 191V190H140ZM253 191H255L253 193ZM257 191V192H256ZM259 191V192H258ZM19 192V193H18ZM25 192V193H24ZM33 194H32V193ZM37 192V193H36ZM39 192V193H38ZM46 195H44L43 193ZM51 192V193H50ZM53 192V193H52ZM63 192V193H62ZM69 192V194H68ZM86 192V193H85ZM106 192V193H105ZM124 192V193H123ZM126 192V193H125ZM262 192V193H260ZM11 193V194H10ZM14 193V194H12ZM17 193V194H15ZM29 193H31L29 195ZM66 193L68 195H66ZM71 193V194H70ZM80 193V194H79ZM100 193V194H99ZM113 193L115 194V199L116 200H113L114 199V196ZM137 195V198H136V195L134 196L133 194ZM244 193V192H243ZM259 193V195H257ZM24 198L23 197V195ZM36 194V195H35ZM53 194V195H52ZM58 195V197L56 195ZM61 194V195H60ZM64 194V195H63ZM75 194H78V195H75ZM86 194V195H85ZM102 196H98V195ZM131 194V195H130ZM12 195V196H11ZM21 195V197H19ZM27 195V196H26ZM29 195V196H28ZM35 197H32L34 196ZM41 195V196H40ZM66 195V197H65ZM118 195L121 196L118 198ZM134 197H133V196ZM257 195V196H256ZM11 196V198H10ZM16 196V197H15ZM18 196V197H17ZM39 196V197H37ZM45 197V198H42ZM56 196V198H55ZM61 196V197H60ZM69 196V198H67ZM87 196V197H86ZM95 196H97V198H94ZM117 196V198H116ZM248 196V197H247ZM13 197V198H12ZM37 197V199H36ZM52 199H50V198ZM53 197L55 200H53ZM71 197V198H70ZM78 197V198H77ZM90 197V198H89ZM112 197V198H111ZM139 197V198H138ZM252 197V198H251ZM257 199H256V198ZM10 198V199H9ZM15 198H17L15 200ZM23 198V199H22ZM50 199V202H49V199ZM61 198V200H60ZM94 200H93V199ZM111 198V199H109ZM136 198V199H135ZM26 199V202H24ZM31 199V200H30ZM40 199V202L42 200H45L46 202L42 201L41 204L39 202ZM42 199V200H41ZM57 199V200H56ZM71 199V200H70ZM79 199H81L79 201ZM98 199V201H97ZM101 199V200H100ZM105 199H106V202H105ZM135 199V200H134ZM261 199V200H260ZM18 200H21L23 201L24 205L22 204V207H19V204L20 201ZM34 200V201H33ZM38 200V201H37ZM64 200V201H63ZM68 200V201H67ZM84 200H89V201H84ZM131 200V201H129ZM254 200V201H253ZM37 201V202H36ZM52 201V202H51ZM67 201V202H66ZM110 203H108V202ZM115 203H114V202ZM133 201V202H132ZM12 202V203H10ZM30 202V203H28ZM35 203L33 205V203ZM44 202V204H43ZM54 202V203H53ZM59 202V203H57ZM82 202V203H81ZM92 202V203H90ZM97 202V203H96ZM118 202V204H117ZM131 202V203H130ZM134 202L135 204H139L140 206H137V205H134ZM138 202V203H137ZM253 202V204H252ZM26 203V204H25ZM47 206H46V204ZM67 203L68 206H67ZM71 203V204H70ZM77 203V204H76ZM95 203V205H94ZM100 203V204H99ZM113 203V205H112ZM14 209L12 210L11 207ZM15 204V205H14ZM54 204V205H53ZM61 205L59 207V205ZM116 204V205H115ZM31 205V207H30ZM43 206L41 208H39L40 206ZM59 207L57 210L55 209V207ZM83 205V206H82ZM94 205V206H93ZM102 205H104V209H101L99 207H101ZM16 208H15V207ZM25 206V207H24ZM34 206V207H32ZM37 206V207H35ZM75 206V207H74ZM78 206V208H77ZM81 206V207H80ZM94 208H93V207ZM107 206V207H106ZM109 206V207H108ZM251 206V207H250ZM7 207L9 209H7ZM117 209H116V208ZM119 207V208H118ZM136 207V208H135ZM255 207V208H254ZM259 207V208H258ZM34 208V209H33ZM38 208V209H37ZM52 208V210H51ZM54 208V209H53ZM63 208V209H62ZM68 208H71L69 209L70 211L72 210V212L68 211ZM85 208V209H84ZM100 210H99V209ZM106 208V209H105ZM139 208V210H138ZM21 211H20V210ZM43 209V210H41ZM62 209V210H61ZM90 209V210H88ZM94 209H96V213H94ZM132 209V210H131ZM31 210V213L29 215L30 219H33L37 214H39V217L40 219V224L37 228H34L35 224H37V222H35L36 220L34 219L33 221L31 220V223L29 222L30 219H28V222H24L26 220V218H29L27 216V213H29ZM34 210V211H33ZM37 212H36V211ZM39 210L41 212V214L39 213ZM49 210V211H47ZM54 211V214L52 213ZM59 210V211H58ZM77 210V211H76ZM99 210V211H98ZM103 210V213L104 212H108L107 214H103L104 216L106 215L107 217H104V216H101ZM113 210V211H112ZM127 210V211H126ZM133 210L135 212H133ZM249 210L251 212H249ZM254 210V211H253ZM13 211V212H12ZM19 211V212H18ZM26 211V212H25ZM29 211V212H27ZM89 211V212H88ZM90 211H92V213H90ZM94 211V212H93ZM123 211V212H122ZM126 211V213H124ZM186 213H187V217H190L192 216V219L194 221H190V220H186L189 224H192L190 226H196L199 225V226H202L203 223H204V216L202 215V213H199L200 216H198L197 214H188L187 210L185 209ZM185 211H184V214H185ZM15 212V213H14ZM18 212V213H17ZM22 212V213H20ZM25 212V213H24ZM36 213L35 216L33 217V213ZM43 212H45L43 214ZM50 212V214H49ZM57 212V213H56ZM60 212V213H59ZM64 212V213H62ZM70 212V214H69ZM87 212L89 213V215H87ZM111 212V213H110ZM47 213V214H46ZM73 216V219L71 218L72 216L69 217V215ZM80 213V214H79ZM116 213V214H114ZM132 213V214H131ZM47 216H46V215ZM49 214V215H48ZM58 215V217H60L59 220L58 217L55 218L57 220V224L59 227H57L56 225V220L53 218V217H56ZM64 214V215H63ZM69 214V215H67ZM96 215L95 218L92 217V215ZM111 214V215H110ZM130 214V215H129ZM136 214L137 216L135 217ZM139 214V215H138ZM44 218L45 216V219L46 220H43L45 222H48L46 223L47 226H44L43 225V221L41 223V219L42 217ZM45 215V216H43ZM51 215H54V216H51ZM56 215V216H55ZM127 215V216H126ZM129 215V216H128ZM248 215V216H247ZM21 216V218H20ZM25 216V217H24ZM27 216V217H26ZM31 216L33 218H31ZM50 216L52 217V220L51 221H55L51 222V224L49 223L48 219L47 218H50ZM67 218H66V217ZM80 216V217H79ZM87 216L89 219H87ZM112 216V217H110ZM114 216L116 218H114ZM135 218H134V217ZM195 216V218H194ZM199 217V221L197 217ZM251 216V217H250ZM7 217V216H6ZM25 218L24 219H22ZM65 217V219H64ZM97 217V219H96ZM101 219H100V218ZM126 217V218H125ZM130 217V218H129ZM133 219H132V218ZM37 218H38V215H37ZM71 218V219H69ZM81 218V219H80ZM100 220H99V219ZM103 218L105 220H103ZM106 218H109L106 220ZM139 218V219H137ZM20 219V220H19ZM93 219V220H92ZM95 219V220H94ZM129 219V220H128ZM137 219V220H136ZM201 219V220H200ZM20 222H19V221ZM24 220V221H23ZM68 220V221H67ZM76 220V221H75ZM109 220V221H108ZM128 222H127V221ZM196 220V222H195ZM60 221V222H58ZM90 221V224L88 223ZM100 221V222H99ZM102 221V222H101ZM104 221V222H103ZM112 223H111V222ZM118 223H117V222ZM139 221V223H141V225H138V233L137 232H134L133 233V223ZM203 221V222H202ZM39 222V221H38ZM64 222V223H63ZM69 222V223H68ZM79 222V223H78ZM99 222V223H98ZM106 222V223H105ZM130 222V223H129ZM132 222V223H131ZM191 222V223H190ZM199 222V223H198ZM247 222V221H245ZM21 223V224H20ZM23 223V224H22ZM34 224L33 226L30 225V224ZM60 223V224H59ZM62 223V224H61ZM74 223V225H73ZM77 223V225H76ZM86 223V225H85ZM93 223V224H92ZM94 223H97V224H94ZM103 223V225H102ZM107 223H111L112 225L109 226V224L107 225ZM128 223V224H127ZM196 223V224H195ZM202 223V224H201ZM27 224H29V228H27V226H25ZM45 224V223H44ZM64 224L66 225V227H63ZM70 224V225H69ZM132 224V225H131ZM195 224V225H194ZM43 225V226H42ZM52 226L57 227V230L56 229H53ZM76 225V226H75ZM84 225L86 227H84ZM89 225V226H88ZM94 225L96 228H94ZM99 228H97V226ZM130 225V226H129ZM219 225V224H218ZM254 225V226H253ZM24 226L26 227L25 229L28 231V234H27V231L24 229ZM49 226V227H48ZM105 226V227H104ZM144 226V227H143ZM41 227V228H40ZM48 228V230L45 231L46 228ZM55 227V228H56ZM74 227V228H73ZM76 227V228H75ZM102 227V228H101ZM109 229V231H106L105 229ZM110 227V228H109ZM127 227V228H126ZM220 226H218L219 228ZM249 227H251L250 229H248ZM23 228V229H22ZM43 228V229H42ZM50 228V229H49ZM61 230H59V229ZM65 228V229H64ZM67 228V230H66ZM69 228V229H68ZM79 228V229H77ZM95 229V230H92V229ZM105 228V229H103ZM116 228V229H115ZM132 228V229H131ZM193 228V227H192ZM254 228V229H252ZM36 229V230H35ZM40 231H38V230ZM42 229V230H41ZM53 229V232L52 230ZM97 229V230H96ZM107 229V230H108ZM24 230V231H23ZM34 230V231H33ZM69 230V231H68ZM73 230V231H72ZM77 230V231H76ZM89 230V231H88ZM103 230L105 232H103ZM122 232H121V231ZM126 230V232H125ZM140 230V231H139ZM250 231L249 233L247 232ZM32 231V233H31ZM36 231L41 232V233H37ZM51 231V232H49ZM61 231V233L59 232V234L57 232ZM65 231V232H64ZM68 231V232H67ZM76 231V232H75ZM87 231V232H86ZM97 231V232H96ZM115 231L117 233H115ZM124 231V232H123ZM217 232L220 231V233H216V237L214 238L216 241L219 240V242H216L214 239V243L217 245H219L217 247H215V257H209L210 256V253L209 250L211 249H207L206 251H204V253H202L201 257L203 258H200V259H195L192 257V255H186L183 262L181 261L180 264H199V263H202L204 260V262L202 264H205V262L209 261V258H212L210 259V263H207V264H215V262L217 261L218 264H224V263H227V264H230L227 260H225V255L226 254L225 252V247L222 246V244L220 243H224V237H223V234L221 233V229H218L216 230ZM215 231V232H216ZM30 232V233H29ZM34 232V234H33ZM45 233V235H43V233ZM66 234H64V233ZM67 232V233H66ZM71 232V233H69ZM85 232V233H84ZM95 232V233H94ZM105 235H103V233ZM108 232V233H107ZM110 232V234H109ZM35 233L37 235H35ZM49 233V235L47 234ZM102 233V239L101 236L100 238H98L97 236H99V234ZM114 233V234H112ZM126 233V234H125ZM128 233V234H127ZM131 233V234H130ZM30 234V238L28 237ZM51 234V235H50ZM61 234V235H60ZM67 234L71 237H68ZM83 234V235H82ZM98 234V235H97ZM34 235V237H33ZM41 235V236H40ZM42 235L43 237L45 238H42ZM47 235V236H46ZM63 235V236H62ZM78 235V236H77ZM85 235V237H84ZM101 235V234H100ZM124 235V236H123ZM27 238H26V237ZM40 236V238H39ZM96 236L97 239H100V240H97L96 238H94ZM111 236V237H110ZM114 236V237H113ZM121 236V237H119ZM164 236V235H162ZM32 237V238H31ZM47 237V239H46ZM60 237V238H59ZM65 237V238H64ZM119 237V238H118ZM248 237V238H247ZM23 238V239H22ZM67 238H70L68 239V241L66 240ZM94 238V239H93ZM128 242H127V240ZM162 238L165 240V242L162 240ZM161 240H160V249H164V247H167L168 245V236L166 235V239H165V236L162 237ZM218 238V239H217ZM223 238V239H222ZM26 239V240H25ZM30 239V240H29ZM53 239V241H52ZM84 239V240H83ZM89 239H92V240H89ZM122 239V240H121ZM24 242H23V241ZM35 240V242H34ZM38 240V241H37ZM45 242H44V241ZM46 240L49 242H46ZM75 240V241H74ZM97 240V241H95ZM109 240V241H108ZM111 240V241H110ZM125 240V241H124ZM259 240V241H258ZM28 241L30 242L28 244ZM31 241H32V245H31ZM56 241V242H55ZM64 241V242H63ZM74 241V242H73ZM83 242V243H80V242ZM88 241V242H87ZM90 241V242H89ZM116 241V242H115ZM163 241V242H161ZM212 241V240H210ZM44 242V243H42ZM78 242V243H77ZM126 242V244H125ZM47 243V244H46ZM77 243V247H76V244ZM108 243V244H107ZM113 243V244H112ZM124 243V244H123ZM42 244V245H41ZM46 244V246H45ZM50 244V245H48ZM53 244V245H52ZM67 244V245H66ZM102 244V245H101ZM111 244V245H110ZM118 244V245H117ZM128 244V246H127ZM132 244V245H131ZM162 244H164V247L162 246ZM167 244V245H166ZM170 244V243H169ZM225 244V243H224ZM223 244V245H224ZM24 245V246H23ZM66 245V246H65ZM98 245V246H97ZM106 245V246H105ZM113 245V246H112ZM117 245V246H116ZM166 245V246H165ZM28 246V247H27ZM40 246V248H39ZM48 246V247H47ZM53 246V247H52ZM57 246V247H56ZM62 246V247H60ZM69 246V247H68ZM72 246V247H71ZM79 246V247H78ZM85 246V247H84ZM100 246V247H99ZM102 246V247H101ZM162 246V247H161ZM170 245H168L169 247ZM222 246V247H220ZM251 246V247H250ZM257 246V247H256ZM260 246V247H259ZM31 247V248H30ZM42 247H43V250H42ZM46 248V252L44 251ZM59 247V249H58ZM111 247V248H109ZM130 247V248H129ZM220 247V248H219ZM224 247V248H223ZM21 250H19V249ZM51 248V249H50ZM53 248V249H52ZM57 248V250H56ZM63 250H61V249ZM66 250H65V249ZM75 248H77L76 251ZM80 251H79V249ZM84 248V249H83ZM94 248V249H93ZM96 248V249H95ZM112 248H114L112 250ZM222 248V249H221ZM261 248V249H260ZM34 249V250H33ZM74 249V250H73ZM252 249V250H251ZM29 252H25V251H28ZM36 250V252H35ZM52 250V251H51ZM61 250V251H60ZM69 250V251H68ZM89 250V251H88ZM246 250V251H247ZM250 250V252H249ZM17 251H20V252H17ZM32 251V252H31ZM48 251V252H47ZM50 251V252H49ZM74 251V252H73ZM105 251V252H104ZM109 252V254L107 252ZM118 251V252H117ZM224 251V252H223ZM17 252V255L15 254ZM45 252V253H44ZM68 252H72V255L70 256V254ZM77 252V254H76ZM97 252V253H96ZM101 252V253H99ZM128 252V253H127ZM169 252V250H168ZM256 252V254H255ZM28 253V254H26ZM35 253V255L33 254ZM38 253V254H37ZM41 253V254H40ZM48 253V254H47ZM51 253V254H50ZM75 253V254H74ZM82 253H86L88 255V259H87V255L83 254L84 258L83 257H80L79 254H81L82 256ZM93 253V254H92ZM119 253V254H118ZM130 253V254H129ZM164 253V254H163ZM207 253V254H206ZM224 253V254H223ZM24 254V255H22ZM45 254V255H43ZM56 254V255H55ZM99 254V256H98ZM106 254H108L109 256H107ZM163 256H162V255ZM261 254V256L259 255ZM16 255V256H15ZM20 257H19V256ZM27 255V256H25ZM32 255L34 256L32 258ZM67 257H65V256ZM75 255V257H77L76 255H78V257L82 258L80 260H76L75 257L73 256ZM114 255V256H113ZM165 255V256H164ZM209 255V256H208ZM213 254H211V256H214ZM217 255H219L217 257ZM258 255V256H257ZM14 256L17 260V261H14ZM22 256V258H21ZM45 256V257H44ZM51 256V257H50ZM63 256V257H62ZM72 256H73V260H72ZM94 256V257H93ZM96 256V258H95ZM106 256V257H105ZM160 256L156 262V264L159 262H161V264H170L171 262H168L170 261L168 259L169 257V253L166 254V252H161L160 253ZM167 256V258H166ZM189 256V257H188ZM192 258H191V257ZM257 256V257H256ZM19 257V258H18ZM25 257V258H24ZM38 257V258H37ZM68 259L69 257L71 258L70 260V263H68L66 260ZM92 257V258H90ZM164 257V258H162ZM11 258H13L12 260H10ZM18 258V259H17ZM32 258V259H31ZM57 258V259H56ZM115 260H114V259ZM129 258V259H128ZM216 260H215V259ZM221 258V259H220ZM259 258V259H258ZM35 259V260H34ZM43 261H41V260ZM50 261H49V260ZM61 259V260H60ZM63 259L66 260V263L65 261H62ZM118 261H117V260ZM133 259V260H132ZM163 259V260H162ZM167 259V260H166ZM193 259V260H192ZM197 261H195V260ZM254 259V260H253ZM263 259V260H262ZM38 260V262H37ZM84 260V261H83ZM95 260V261H94ZM105 260V261H104ZM109 260V261H108ZM166 260V261H165ZM223 260V261H222ZM256 260V262H255ZM258 260V261H257ZM10 261V262H9ZM55 261V262H54ZM89 262H92V263H88ZM94 261V262H93ZM104 261V262H103ZM138 261V260H136ZM135 261V263H136ZM163 261V263H162ZM192 261V262H191ZM215 261V262H214ZM255 263H254V262ZM263 261V263H262ZM2 262V263H1ZM22 262V263H21ZM33 262V263H32ZM140 261H138L137 263L139 264ZM166 262V263H165ZM197 262V263H196ZM222 262V263H220ZM16 263V264H17ZM28 263V264H29ZM57 263V264H59ZM136 263V264H137ZM177 264V262H173L171 264ZM141 264V262H140ZM159 264V263H158Z\"/></svg>",
  "mask_w": 264,
  "mask_h": 264
},
{
  "label": "bare ground",
  "instance_id": "2",
  "mask_svg": "<svg viewBox=\"0 0 264 264\" xmlns=\"http://www.w3.org/2000/svg\"><path fill=\"white\" fill-rule=\"evenodd\" d=\"M15 0H13V2H14ZM24 1V0H23ZM34 1V0H33ZM55 2L57 1V0H54ZM62 1H65V2H67V3H69L67 6H73L72 4L74 3V1L75 0H62ZM77 1H79L80 2V0H77ZM88 1V0H87ZM86 1V2H87ZM90 1H94V2H100V3H102L106 8H104L106 11H107V13L109 14V15H111L110 16V19H111V21H110V23L112 24V22H113V25L114 24H117L116 26H118V27H116V29L117 30H115V32H116V40H117V37H118V39L121 41V43L129 50V52H132L131 54H133V56L135 57V59L138 61V62H142L143 64H141V65H144V68H145V70H148L149 72L148 73H150L151 72V74H152V72H154V77L156 78V80H159V82L158 83H160V85L162 86V88H163V94H161L162 96H164L165 97V99H166V106H165V109H164V111H159V110H157L156 111V109H154L155 107V105L157 106V104H156V100H157V96L155 97V99H152V101H153V103H151V104H149V103H146L145 105L143 104V106L141 107V108H139V110L137 111V113L134 115V110H133V108H136V106H137V104L139 105V103H137L136 104V106L135 107H133V105L130 107L129 106V104L130 103H128V105L127 106H129V108H132L130 111H132L131 112V116L130 117H127V119H126V117L124 118V116H120V115H118V116H115V117H112V119H109V116L107 115V114H105V115H107V116H100L99 115V117H98V119L100 118L102 121L104 120V121H108L109 122V120H110V122L111 121H113V123H115V124H117V125H120V126H124V125H126L128 122H127V120H130L129 122L132 124V125H134L135 126V124H140L142 121H144L145 120V116H146V114L147 113H149V112H151V111H153L154 112V110H155V117H156V119L157 118H159L161 121H156V122H159L160 124H162L161 122H163V120L165 121V125H166V123H171L172 124V131L171 132H173V137L171 138L172 139V144L173 143H175L176 144V147L174 148V153H172L171 154V157H170V159H168V158H166V156H165V154H163L162 156H164L165 157V159L163 158V157H161L159 154H160V151H161V153H164L161 149H155V148H159L160 146H159V144H158V142H157V146L158 147H156V146H154V139H153V144L151 143V145H153L155 148H149V150H160V151H158V156H156V155H154V151H152V152H150L147 148L148 147H145V144L148 142V140H147V142H143L142 141V139H140V137H134L133 136V134L132 133H130V134H132L131 136H133L134 137V139H132L131 140V136H130V141L132 142V146L134 147L135 146V150L133 149L131 152L129 151V157H130V159H131V161H130V163H132L131 165L133 166V168H131L130 170H134L132 173L131 172H129V171H127V172H129V174L131 173V175L132 176H129V174H127V172H126V174H127V176H129L128 178V180H124V182L126 183H129V185L131 184L132 186H133V189H134V191L136 190L137 191V189H139L138 191H139V193L141 194V196H139L140 197V200L138 199V201H140L141 203V206L138 204H135V202H134V205H137V206H140L141 207V210L140 211H142V212H135L134 210H133V212H135V213H142L139 217H141V218H143L142 220H143V225L145 226H143L144 228H143V233L142 234H138V235H134L133 236V241L132 242H130V243H133V258L134 259H136V260H138V261H140L141 262V264H156V262H157V260H158V258L159 257H161L160 256V253L161 252H166V254H168L169 253V257H168V259L170 260V261H168V262H171L172 263V261L173 262H177V264H180L181 263V261L183 262V260H184V258H185V256L186 255H192V257L193 258H195V259H200V258H203V257H201V255H202V253H204V251H206L207 249L209 250L210 248V250H209V252H211L210 253V256L209 257H215V247H216V245H217V243L215 244L213 241L215 240L214 238L216 237L215 235H216V233H220V231L219 232H217L216 230H218V229H221V233L223 234V237H224V243H220V244H222V246H224L225 247V253L226 254H224L225 255V260H227L230 264H252V262H250V260H249V258L251 257V255H250V257L246 254L247 252H248V250L246 249V246L248 245H246L245 244V241L247 240H245V236H246V232H245V230H246V228H245V225H247V224H245V223H248V221H249V218H248V220H246V214H248V213H246V209L248 208V203L246 202V195H248L249 193H251L250 192V189H252L251 187H246V186H248V185H250L249 183H253L252 182V180L254 179V178H256L253 174H250L249 176H248V174H246L248 177H250V176H254V178H251L252 180H250V182H247L248 181V179L247 178H245V175L244 176H242L241 175V177H243V178H245V185L246 186H244V185H241L242 184V181L241 180H239L238 178L236 179L235 177L238 175H236L234 178L236 179V180H239V181H241V186H238V187H236V184H237V182H239V181H235L232 177H229V176H227V174L224 172V169L225 168H223V165L221 164V162L222 163H224L223 161H222V159L220 160V158H219V156H218V154H217V148L215 149H213L212 147H211V145L210 144H207L206 143V141L204 142L203 140H201L202 138H200V135H199V133L201 134V132H199V131H197V132H199V133H196V132H193L190 128H189V126L187 125L188 123H186V121H185V119L184 118H186V116L184 117L183 116V110L181 111V100H179L180 99V97H179V95H180V93L178 94L177 93V90H175L176 88H179L178 86L179 85H175L174 86V84L168 79V76H166L163 72H161L160 71V67L157 69V67H155L154 65H153V63H152V61H150V59L146 56V54H145V52H144V50L143 49H141V47L139 46V44H140V42H139V44H138V41H137V39H136V36H134L133 35V31H132V29H133V27L132 28H130L129 27V25H128V22L126 23V21L128 20V19H130L129 17L127 18V20H126V18H125V20L123 19V16H127V14H125V15H123V9L121 10V8H124V7H121V6H123V5H121V4H123V1L124 0H90ZM89 1V2H90ZM121 1H122V3H121ZM16 2V1H15ZM18 2V1H17ZM20 2V1H19ZM43 2H45V1H43ZM52 2H53V0H52ZM52 2H51V4H52ZM54 2V3H55ZM58 2V1H57ZM60 2V1H59ZM76 2V1H75ZM85 2V1H84ZM49 3H50V1H49ZM64 3V2H63ZM90 3H92V2H90ZM89 3V4H90ZM99 3V4H100ZM38 4V3H37ZM40 4V3H39ZM44 4H46V3H44ZM50 4V5H51ZM56 4V3H55ZM80 4H82V3H80ZM92 4H94L95 6H96V4H98V3H92ZM98 4V5H99ZM8 5V4H7ZM16 5V4H15ZM28 5V4H27ZM36 5V4H35ZM54 5V4H53ZM75 5V4H74ZM77 5V4H76ZM84 5H86L85 3H84ZM83 5V6H84ZM121 5V6H120ZM127 5V4H126ZM9 6V5H8ZM18 6V5H17ZM20 6V5H19ZM25 6V5H24ZM37 6V5H36ZM44 6H46V5H44ZM48 6V5H47ZM55 6V5H54ZM58 6V9H59V4L57 5ZM79 7H80V5H78ZM27 7V6H26ZM51 7V6H50ZM56 7V6H55ZM74 7V6H73ZM81 7H82V5H81ZM80 7V8H81ZM84 7H86V6H84ZM98 7V6H97ZM97 7H95L96 9V11L98 10V8ZM101 7V6H100ZM99 7V9H101V11L99 10V12H102L103 10H102V8H100ZM20 8V7H19ZM22 8V7H21ZM35 8V7H34ZM33 8V9H34ZM45 8V7H44ZM43 8V9H44ZM47 8V7H46ZM48 8H49V6H48ZM47 8V9H48ZM63 8V7H62ZM65 8V7H64ZM68 8H70V7H68ZM77 8V7H76ZM87 8H89V6L87 7ZM8 9V8H7ZM17 9V8H16ZM23 9H26V8H23ZM40 9H42V8H40ZM51 9H52V7H51ZM54 9H56L57 10V8H53V10ZM79 9V8H78ZM84 9H86V8H84ZM125 9V8H124ZM15 10V9H14ZM19 10V9H18ZM32 10V9H31ZM35 10V9H34ZM55 10V11H56ZM60 10V9H59ZM62 10V9H61ZM68 10V9H67ZM73 11H74V9H72ZM76 10V9H75ZM94 10V9H93ZM104 10V11H105ZM126 10V9H125ZM124 10V11H125ZM37 11V10H36ZM43 11V10H42ZM50 11H52V10H50ZM50 11H48V12H50ZM73 11H71V8H70V10H69V12H70V15L71 14H73L74 12ZM85 11H87V10H85ZM89 11V10H88ZM87 11V12H88ZM90 11H92V8H90ZM89 11V12H90ZM18 12V11H17ZM24 12H25V10H24ZM45 12H47V11H45L44 10V12H42L43 14L45 13ZM56 12H58V11H56ZM69 12L67 13V14H65V16H63V18L61 19V21L63 22V27H64V29H66L67 28V32L65 31V32H63V29H62V26L59 24V23H62V22H59V20L56 22L58 25H60V28H61V30H59L61 33L63 32V33H67L68 35H69V31L74 27H72V25H74V24H71V22L74 20L75 21V19H77V17H79V13H82V10L80 11L79 10V12H78V14H77V17L74 19V17L76 16V15H74V17H73V15H71V17H69L70 15H69ZM77 11H75V13H76ZM19 13H21L20 11H19ZM27 13V12H26ZM41 13V10L39 11V14ZM41 13V14H42ZM52 13H54L53 15L56 17V18H58L57 17V15H55V12L53 11ZM62 13V12H61ZM63 13H65V12H63ZM74 13V14H75ZM93 14H94V12H92ZM104 13V12H103ZM106 13V12H105ZM104 13V14H105ZM106 13V14H107ZM124 13H126V11L124 12ZM14 14V13H13ZM29 14V13H28ZM38 14V15H39ZM42 14V15H43ZM57 14V13H56ZM88 14V13H87ZM86 13H85V15H87ZM95 14H96V12H95ZM102 14V13H101ZM107 14V15H108ZM21 18L23 17V15H25V14H23V11H22V14H18ZM22 15V16H21ZM29 15H31V14H29ZM35 15H37V14H35ZM37 15V16H38ZM52 15V14H51ZM67 15V16H66ZM84 15V16H85ZM90 15V14H89ZM97 15V14H96ZM95 15V16H96ZM103 15V14H102ZM107 15H106V17H107ZM46 16V15H45ZM45 16H43V17H45ZM48 16H49V14L47 15V18H48ZM53 16V17H54ZM59 16V15H58ZM61 16V15H60ZM60 16H59V18H60ZM83 16V15H82ZM82 16H80L81 18H83ZM93 16V15H92ZM92 16H90L89 18L87 17V19H89V21H92ZM99 16V15H98ZM105 16V15H104ZM26 16H24L23 18H25ZM46 18V19H47ZM50 18H51V16H50ZM49 18V19H50ZM80 18V20H82L83 21V19H81ZM96 18V17H95ZM102 18V16L100 17V19ZM16 20H17V17L15 18ZM37 19V18H36ZM53 19H55V18H53ZM52 19V20H53ZM86 19V18H85ZM87 19H86V22H87ZM94 19V18H93ZM98 19V18H97ZM103 19V18H102ZM109 19V20H110ZM25 20V19H24ZM30 20H31V18H30ZM33 20H34V18H33ZM43 20V19H42ZM48 20V19H47ZM99 20V19H98ZM104 20V19H103ZM19 21H21V20H19ZM49 21H51V20H49ZM55 21H56V19H55ZM81 21V22H82ZM97 21V20H96ZM96 21H95V23H96ZM136 21V20H135ZM24 22H26V21H24ZM43 22V21H42ZM59 22V23H58ZM76 22H78L77 20H76ZM80 22V23H81ZM85 22V21H84ZM98 22V21H97ZM101 22H102V20H101ZM132 22V21H131ZM133 22H134V20H133ZM132 22V23H133ZM23 23V22H22ZM27 23V22H26ZM37 23V22H36ZM35 23V24H36ZM39 23V22H38ZM46 23V22H45ZM56 23H55V26H56ZM73 23V22H72ZM75 23V22H74ZM89 25H90V23L89 22H87ZM86 23V24H87ZM103 23V22H102ZM105 23H107V20H106V22ZM109 23V22H108ZM109 23V24H110ZM135 23V22H134ZM42 24V23H41ZM51 24V23H50ZM54 24V23H53ZM110 24V25H111ZM138 24V23H137ZM143 25H144V23H142ZM21 25V24H20ZM39 25V24H38ZM37 25V26H38ZM52 25V24H51ZM88 25V26H89ZM92 25H93V23H92ZM99 25L100 26H104V24L102 25L101 23H100V21H99ZM98 25V26H99ZM106 25H108V24H106ZM105 25V26H106ZM109 25V26H110ZM131 25V24H130ZM139 25H140V22H139ZM143 25H142V27H143ZM24 26V25H23ZM49 26V25H48ZM54 26V25H53ZM76 27L78 26V25H75ZM81 26V25H80ZM87 26V27H88ZM97 26V25H96ZM95 26V27H96ZM97 26V27H98ZM99 26V27H100ZM104 26V27H105ZM115 26V25H114ZM114 26H112V27H114ZM36 27V26H35ZM39 27V26H38ZM37 27V28H38ZM44 27H45V25H44ZM66 27V28H65ZM72 27V28H71ZM86 27V28H87ZM107 27V26H106ZM139 27V26H138ZM46 28V27H45ZM75 28V27H74ZM102 28V27H101ZM101 28L99 29V30H101ZM115 28V27H114ZM114 28H112V29H114ZM146 28V27H145ZM47 29V28H46ZM55 29V28H54ZM59 29V27L57 28V30ZM76 29H78V28H76ZM94 30H95V28H93ZM104 29V28H103ZM108 29H110L109 31H107ZM29 30V29H28ZM40 30H41V28H40ZM84 30H85V28H84ZM94 30H93V32H94ZM97 30H98V28H97ZM144 30V29H143ZM36 31V30H35ZM47 31H48V29H47ZM55 31V30H54ZM76 31H77V33H76ZM83 31V30H82ZM82 31H80V33H82ZM86 31V30H85ZM90 31H92V30H89V33H90ZM137 31V30H136ZM142 31V30H141ZM146 31V30H145ZM32 32V31H31ZM42 32V31H41ZM60 32H59V34L58 35H60ZM79 31L78 30H75V33L76 34H79L78 33ZM97 32V31H96ZM113 31L111 30V28L109 27V28H105L104 29V31L102 32V34L100 33V31H99V33H96V35L97 34H101L102 36H105V38H106V36H108V39L106 38V39H104V37L102 38L101 36H96L95 37V43H97V39L98 40H101V39H99V38H102L103 40H105V41H108V40H110L109 38V36H111L113 33H112ZM55 33H56V31H55ZM55 33L53 34V35H55ZM71 34H70V37H69V39H70V41L75 37V33H73L72 31L70 32ZM72 33H73V38H71L72 37ZM89 33H87L86 32V34H89ZM112 33V34H111ZM145 33V32H144ZM45 34V33H44ZM83 34H85V33H83ZM111 34V35H110ZM62 35V34H61ZM65 34H63V36H64ZM68 35H66L67 37H68ZM146 35V34H145ZM46 36V35H45ZM63 36H59V37H61V38H63ZM66 36L64 37V39H62V41L64 40V42H66V43H68L69 45H70V43L71 42H73L74 43V41L72 40L71 42L69 41V42H67V40L66 39H68V38H66ZM81 36H85V35H81ZM90 36V35H89ZM92 36H94L93 34H92ZM113 36H114V34H113ZM113 36H111V38L113 37ZM48 37V36H47ZM55 37V36H54ZM57 37V36H56ZM57 38V39H60V38ZM142 37V36H141ZM143 37H145V36H143ZM66 38V39H65ZM76 39H79V35H78V37H77V35H76V37H75ZM74 38V39H75ZM81 38V37H80ZM83 38H85V37H83ZM87 38H88V35H87ZM90 39H92V37H89ZM97 38V39H96ZM115 37H113V39H114ZM56 39V38H55ZM54 39V41H56ZM68 39V40H69ZM82 39V38H81ZM81 39H80V41L79 40H76V43H78V41L80 42V43H78L77 45L78 46H80V47H78L81 51L82 50H86V48H87V46H88V48H89V45H87V44H92V45H90V48H93V46L95 45H93V43H90L89 42V40H87V39H85V40H87L89 43H87L86 45H85V43H84V47H83V44H82V47H83V49L81 48ZM43 40V39H42ZM83 40V39H82ZM103 40H101V42H103ZM51 41V40H50ZM58 41V40H57ZM56 41V42H57ZM59 41H61V40H59ZM58 41V42H59ZM90 41H92V40H90ZM114 41V40H113ZM112 40L111 41H108V42H113ZM120 41H118V42H120ZM93 42V41H92ZM101 42H99L98 41V44H100L101 45ZM115 42V41H114ZM144 42V41H143ZM44 43H46V42H44ZM50 43L51 42H49V45H50ZM52 43H54V42H52ZM72 43V45L71 46H74V44ZM104 43V42H103ZM106 43V42H105ZM142 43V42H141ZM47 44V43H46ZM56 44V43H55ZM62 43H60V45H61ZM65 43H63V45H64ZM67 44V45H68ZM97 44V45H98ZM107 45L108 44H110V43H106ZM52 46H53V44H51ZM51 45H50V49H51ZM66 45V44H65ZM65 45H64V47H65ZM120 45V44H119ZM57 46L59 47V43H58V45H56V47H55V45H54V47L56 48V50H58L57 49ZM96 46V45H95ZM103 46H104V44H103ZM103 46L101 45V47L103 48ZM106 46V45H105ZM109 46V45H108ZM110 46H111V44H110ZM61 48H63L62 46H60ZM59 47V48H60ZM117 47H119V46H117ZM116 47V48H117ZM125 47H124V49H125ZM47 48H48V45H47ZM59 49V53H58V55L57 56H59V55H65L66 56V54H65V52L63 51V50H65V49ZM67 48H69L68 46L66 47V49ZM73 48H77V46H75V47H71L70 49H72L71 50V54H70V51H66V53H67V56L68 57H70V55H72L73 57H75L76 55H74V53L73 52H76V50H73ZM87 48V49H88ZM102 48H99L98 49V47L96 48V49H98V51L99 50H101ZM105 48V47H104ZM108 48H110V47H108ZM107 48V49H108ZM112 48V47H111ZM114 48V47H113ZM116 48H114V51H115V49ZM120 48V47H119ZM53 49V48H52ZM51 49V50H52ZM106 49V48H105ZM106 49V50H107ZM54 50V49H53ZM89 50V49H88ZM92 50H94V48L92 49ZM104 49H102V51H103ZM106 50H104L106 53H107V51ZM120 50V49H119ZM123 50V47H122V49L120 50V51H122ZM146 50V49H145ZM152 50V49H151ZM60 51H62V53L60 52ZM97 50H95V51H93V52H96ZM103 51V52H104ZM112 51V50H111ZM117 51V50H116ZM125 51V50H124ZM123 51V52H124ZM127 51V50H126ZM125 51V52H126ZM154 51H156V50H154ZM54 51H52L51 53H53ZM68 52H69V54H68ZM87 52H92V51H87ZM118 52V51H117ZM128 52V51H127ZM128 52V53H129ZM19 53V52H18ZM50 53V54H51ZM54 53H56V52H54ZM54 53H53V55H54ZM61 53V54H60ZM83 53H84V51H83ZM82 53V54H83ZM86 53V52H85ZM99 53V52H98ZM98 53H96L97 54V56H98ZM105 53V54H106ZM110 53V52H109ZM150 53V52H149ZM154 53V52H153ZM160 53V52H159ZM163 53V52H162ZM20 54V53H19ZM18 54V55H19ZM23 53H21V55H22ZM49 54V55H50ZM81 54V55H82ZM89 54V53H88ZM93 54V53H92ZM95 54V53H94ZM95 54V55H96ZM100 54V53H99ZM117 54V53H116ZM119 54L121 55V53L119 52ZM125 54V53H124ZM130 54V53H129ZM52 55V54H51ZM52 55V56H53ZM56 55V54H55ZM86 55V54H85ZM85 55H84V57H85ZM101 55V54H100ZM102 55L104 56V54L102 53ZM101 55V56H102ZM110 55H112V54H110ZM109 55V56H110ZM123 55V54H122ZM126 55H128V54H126ZM150 55H152V54H150ZM22 56H24V55H22ZM21 56V57H22ZM26 57H27V55H25ZM51 56V60H53V57ZM87 56V55H86ZM117 56V55H116ZM116 56H114V57H116ZM119 56V55H118ZM149 56V55H148ZM161 56V55H160ZM20 57V56H19ZM62 57V56H61ZM72 57V61L74 60V58ZM163 57V56H162ZM23 58V57H22ZM54 58H56V59H58V57H56V56H54ZM63 58V57H62ZM62 58L60 59V57H59V62H58V64L60 63V61H61V63L64 61V59H63V61H62ZM88 58H89V56H88ZM90 58H92V57H90ZM94 58V57H93ZM97 58V57H96ZM109 58V57H108ZM117 58V57H116ZM123 58V57H122ZM129 58H131V57H129ZM167 58V57H166ZM25 59H27V58H25ZM24 59V60H25ZM56 59H54V61L56 60ZM68 59V58H67ZM85 59V58H84ZM97 59H99V57L97 58ZM102 59H103V57H102ZM151 59H152V57H151ZM69 60V59H68ZM78 59H76V61H77ZM94 60V59H93ZM111 60V59H110ZM113 60V59H112ZM115 60V59H114ZM117 60V59H116ZM127 60V59H126ZM20 62L21 61H23V60H21V58H20V60H19ZM70 61V60H69ZM75 61V60H74ZM74 61L72 62L73 64H75L74 63ZM75 61V62H76ZM87 61V60H86ZM120 61H121V58H120ZM154 61V60H153ZM162 61V60H161ZM165 61V60H164ZM164 61H162V62H164ZM24 62L25 61H23V64H24ZM51 62V61H50ZM56 62H57V60L55 61V64H56ZM79 62L80 61H78V63L77 64H79ZM96 62V61H95ZM116 62V61H115ZM160 62V61H159ZM54 63V62H53ZM64 63V62H63ZM66 63H70V65H66V69H70V68H72L71 67V62H68L67 60H66V62L64 63V64H62V65H65ZM94 63V62H93ZM103 63V62H102ZM133 63H134V61H133ZM132 63V64H133ZM167 63V62H166ZM14 64V63H13ZM12 64V65H13ZM17 64H20L19 62L18 63H16V65ZM52 64V63H51ZM76 64V65H77ZM99 64V63H98ZM119 64H121V63H119ZM124 64V63H123ZM139 64V63H138ZM160 64V63H159ZM158 64V65H159ZM108 65V64H107ZM107 65H105V66H107ZM126 65V64H125ZM156 65H157V63H156ZM20 66V65H19ZM18 66V67H19ZM24 66V65H23ZM25 66H29V64L28 65H26V63H25ZM52 66V65H51ZM54 66V65H53ZM55 66H57V64L55 65ZM54 66V67H55ZM59 66H60V64H59ZM75 66V65H74ZM89 66V65H88ZM134 66V65H133ZM137 66V65H136ZM159 66H161V65H159ZM22 66H20V68H21ZM27 67H25V69L27 68ZM58 67V66H57ZM56 67V68H57ZM68 67V68H67ZM70 67V68H69ZM118 67H120V66H118ZM129 67V66H128ZM167 67V66H166ZM13 68V67H12ZM20 68H18V69H20ZM24 68V67H23ZM30 67H28V69H29ZM64 69L62 66L59 68V69ZM73 68H75V67H73ZM73 68H72V70H71V73H69L68 72V74H70V76H71V74H72V77L71 78H73V75L75 76V74H76V72H75V70H73ZM111 68H113V66L111 67ZM121 68V67H120ZM134 68V67H133ZM140 68V67H139ZM139 68H138V70H139ZM14 69L16 70V67H14ZM58 69V68H57ZM66 69L64 70L65 72H67L66 71ZM75 69H79L78 68V65H77V68H75ZM123 69V68H122ZM167 69V68H166ZM14 70V71H15ZM23 70V69H22ZM22 70H20V72H24V73H26L25 71H22ZM84 70V69H83ZM112 70V69H111ZM115 70V69H114ZM14 71L12 72L11 71V73H13L14 74ZM17 71V70H16ZM30 71V69L29 70H27V73ZM58 71V70H57ZM72 71H74L75 72V74H73L72 73ZM77 71V70H76ZM79 71V70H78ZM81 71V70H80ZM87 71V70H86ZM133 71H135V70H133ZM142 71V70H141ZM19 72V71H18ZM111 72V71H110ZM147 72V71H146ZM24 73H22L23 74V76L25 75ZM82 73V72H81ZM80 73V74H81ZM86 73V72H85ZM125 73V72H124ZM128 73H130V72H128ZM142 73V72H141ZM166 73H167V71H166ZM20 74V75H19ZM18 75H19V77L20 76H22V74L21 73H19ZM68 74H65V75H67L68 76ZM79 74V75H80ZM112 74V73H111ZM123 74V73H122ZM85 75V74H84ZM120 75V74H119ZM153 75V74H152ZM22 76V77H23ZM28 76V75H27ZM67 76H65V77H67ZM78 76V75H77ZM112 76V75H111ZM116 76H117V74H116ZM143 76V75H142ZM26 77V76H25ZM25 77H23L22 79L24 80V78ZM79 78H81L80 76H78ZM78 77H77V80H75L74 78V80L75 81H79L78 80ZM115 77V76H114ZM122 77V76H121ZM128 78H129V76H127ZM131 77V76H130ZM137 77V76H136ZM144 77V76H143ZM151 77V76H150ZM70 78V79H71ZM83 78V77H82ZM112 78V77H111ZM141 78V77H140ZM149 78V77H148ZM67 79H68V77H67ZM113 79H116V78H113ZM130 79V78H129ZM132 79H134V78H132ZM131 79V80H132ZM173 79V78H172ZM26 80V79H25ZM24 80V81H25ZM82 80V79H81ZM109 80H110V77H109ZM124 80V79H123ZM144 80V79H143ZM142 80V81H143ZM146 80V79H145ZM144 80V81H145ZM153 80V79H152ZM155 80V81H156ZM70 81V80H69ZM71 81H72V79H71ZM74 81V82H75ZM106 81H108V79L106 80ZM117 81V80H116ZM125 82L127 81V80H124ZM129 81V80H128ZM135 81V80H134ZM149 81V80H148ZM155 81H154V83H155ZM26 82H27V80H26ZM63 82H65V80L63 81ZM80 82V81H79ZM114 82H115V80H114ZM140 82V81H139ZM138 82V83H139ZM109 83V82H108ZM116 83V82H115ZM114 83V84H115ZM119 83V82H118ZM120 83H122L121 82V80H120ZM142 83V82H141ZM147 84H148V82H146ZM177 84H180L181 82H179L178 83V81L176 82ZM133 84V83H132ZM131 84V85H132ZM145 84V83H144ZM147 84H145V85H147ZM14 85V84H13ZM12 85V86H13ZM26 85V84H25ZM103 85H105V84H103ZM106 85H107V83H106ZM118 85H120V84H118ZM137 85V84H136ZM211 85V84H210ZM27 86H28V84H27ZM27 86H26V88H27ZM84 86V88L85 89H87L86 87H85V85H83ZM139 86H142L141 84L139 85ZM151 86V85H150ZM185 86V85H184ZM184 86H182V87H184ZM187 86V85H186ZM185 86V87H186ZM13 87H16L17 88V85L15 86H13ZM30 87V86H29ZM28 87V88H29ZM109 86H107V88H108ZM116 86H113L112 88H115ZM119 87V86H118ZM130 87V86H129ZM134 87V86H133ZM148 87V86H147ZM146 87V88H147ZM15 88V89H16ZM89 88V87H88ZM120 88V87H119ZM131 88V87H130ZM143 88V87H142ZM109 89V88H108ZM107 89V90H108ZM122 89V88H121ZM127 89V88H126ZM135 89H136V92H140V91H142L141 90V87H137L136 88V86H135ZM135 89H133L134 91H135ZM149 89H150V87H149ZM158 89V88H157ZM179 89H181V88H179ZM185 89V88H184ZM187 89V88H186ZM91 90V89H90ZM93 90V89H92ZM103 90V89H102ZM110 90V89H109ZM108 90V91H109ZM118 90V89H117ZM117 90H116V92H117ZM128 90H130V89H128ZM143 90H144V88H143ZM147 90H148V88H147ZM151 90V89H150ZM162 90V89H161ZM87 91V90H86ZM112 91V90H111ZM131 91H132V89H131ZM157 91V90H156ZM176 91V92H175ZM183 91V90H182ZM188 91H189V89H188ZM208 91V90H207ZM212 91V90H211ZM214 91H215V89H214ZM4 91H2L1 93H3ZM88 92V91H87ZM120 92H121V90H120ZM147 92V91H146ZM149 92V91H148ZM152 92V91H151ZM185 92V91H184ZM90 93V92H89ZM89 93H88V96H89ZM97 93V92H96ZM100 93V92H99ZM111 93V92H110ZM131 93H133V92H131ZM135 93V92H134ZM133 93V94H134ZM141 93V92H140ZM154 93V92H153ZM206 94H207V92H205ZM210 93V92H209ZM95 94V93H94ZM94 94H92V95H94ZM115 93H113V95H114ZM146 94V93H145ZM155 94H156V92H155ZM122 95H124V94H122ZM126 95V94H125ZM130 95H132V94H130ZM130 95H128V96H130ZM138 95H140V94H138ZM149 95V94H148ZM188 95V94H187ZM208 95V94H207ZM19 96V95H18ZM87 96V95H86ZM95 96V95H94ZM97 96V95H96ZM96 96H95V100H97L96 99ZM117 96H118V94H117ZM120 96H121V94H120ZM143 96V95H142ZM151 96V95H150ZM150 96H148L150 99H151V97ZM183 96V95H182ZM185 96V95H184ZM189 96V95H188ZM3 97V96H2ZM5 97V96H4ZM90 97V96H89ZM93 97V96H92ZM102 97V96H101ZM105 97V96H104ZM160 97V96H159ZM178 97H179V99H178ZM9 98V97H8ZM11 98L12 97H10V100L9 101H11ZM14 98V97H13ZM22 98V97H21ZM24 98V97H23ZM28 98H30V97H28ZM27 98V99H28ZM34 98V97H33ZM83 98H85V97H83ZM114 98V97H113ZM124 98V97H123ZM138 98H139V96H138ZM137 98V100H139ZM144 98V97H143ZM185 98V97H184ZM207 98V97H206ZM218 98V97H217ZM216 98V99H217ZM14 99H16V100H18L16 97L14 98ZM14 99H12V100H14ZM82 99V98H81ZM106 99V98H105ZM121 99H122V96H121ZM120 99V100H121ZM133 99V98H132ZM144 99H146V98H144ZM209 99V98H208ZM3 100H7V99H3ZM83 100H85V99H83ZM89 100H94L93 98L92 99H89ZM143 100V99H142ZM149 100V99H148ZM154 100H155V105L153 106L152 104H154ZM185 100H186V98H185ZM189 100V99H188ZM188 100H186L185 102H187ZM21 101V100H20ZM28 101V100H27ZM39 101V100H38ZM41 101V100H40ZM100 101H102V99L100 100ZM110 101V100H109ZM112 101H115V100H113L112 99ZM129 101H131V99L129 98ZM128 101V102H129ZM133 101V100H132ZM139 101H141V98H140V100ZM151 100H150V102H152ZM182 101H184L183 99H182ZM189 101H191V99L189 100ZM206 101V100H205ZM210 101V100H209ZM217 101V100H216ZM218 101H220L219 99H218ZM217 101V102H218ZM7 102V101H6ZM18 102V101H17ZM32 102V101H31ZM36 102V101H35ZM92 102H95V101H92ZM119 102V101H118ZM121 102V101H120ZM123 102V101H122ZM149 102V101H148ZM160 102V101H159ZM165 102V101H164ZM215 101H213V103H214ZM4 103H5V101H4ZM16 103V102H15ZM14 103V104H15ZM34 103V102H33ZM38 103V107L36 106V112H37V114H38V111H41V110H37V109H39V105H41V104H39V102H37ZM41 103V102H40ZM46 103V102H45ZM79 103V104H78ZM77 104H76V109H77V106L78 105H80V103H83V102H78ZM90 103V102H89ZM97 103V102H96ZM102 103V102H101ZM111 103V102H110ZM113 103V102H112ZM115 103V102H114ZM142 103V102H141ZM140 103V104H141ZM144 103V102H143ZM193 103V102H192ZM9 104H10V102H9ZM20 104V103H19ZM23 104V103H22ZM21 104V105H22ZM35 104L36 103H34V107H35ZM48 104V103H47ZM94 104V103H93ZM119 104H121V103H119ZM132 104V103H131ZM185 104H187V103H185ZM185 104L183 105V106H185ZM212 104V103H211ZM210 104V105H211ZM216 104V103H215ZM218 104V103H217ZM2 105H5V104H3V101H0V108L2 107L3 109H4V107L5 106H2ZM6 105H8V104H6ZM16 105L18 106V103H16ZM16 105H14L16 108H17V106ZM21 105H19V106H21ZM29 105H30V103H29ZM29 105H27V106H29ZM49 105H51V104H49ZM114 105V104H113ZM116 105V104H115ZM124 104H122V106H123ZM134 105H135V103H134ZM191 105V104H190ZM189 105V106H190ZM206 105V104H205ZM209 105V104H208ZM209 105V106H210ZM218 105H221V104H218ZM13 106V107H14ZM25 106H26V104H25ZM51 106H53V105H51ZM50 106V107H51ZM71 107L73 106V105H70ZM81 106L83 107V105H80V108H81ZM84 106H85V103H84ZM87 106V105H86ZM85 106V107H86ZM94 106V105H93ZM95 106H96V104H95ZM95 106H94V108H95ZM127 106H124V107H127ZM144 106H147V107H144ZM163 106V105H162ZM192 106V105H191ZM209 106H208V108H209ZM214 106V105H213ZM217 106V105H216ZM222 106V105H221ZM12 107V106H11ZM10 107V110H12V108ZM30 107V106H29ZM41 107V106H40ZM42 107H45V106H42ZM55 107V106H54ZM70 107V108H71ZM79 107V106H78ZM98 107V106H97ZM100 107V106H99ZM123 107V108H124ZM159 107H160V105H159ZM206 107H207V105H206ZM210 107H212V106H210ZM215 107V106H214ZM223 107H224V103H223ZM8 108V107H7ZM6 108V109H7ZM19 108V107H18ZM22 108H24L23 106H22ZM31 108V107H30ZM47 107H45V109H46ZM66 108V107H65ZM86 108H88V107H86ZM85 108V109H86ZM112 108V107H111ZM115 108V107H114ZM119 108H121V107H119ZM164 108V107H163ZM185 108V107H184ZM183 108V109H184ZM187 108V107H186ZM186 108H185V110H186ZM189 108V107H188ZM201 108V107H200ZM6 109H5V112H6ZM15 109V108H14ZM25 109H26V107H25ZM34 109H32L33 111H34ZM43 109V108H42ZM79 109V108H78ZM78 109H77V111H78ZM92 110H93V108H91ZM99 109V108H98ZM158 109V108H157ZM204 109V108H203ZM215 109V108H214ZM9 110V111H10ZM19 110V109H18ZM17 110V111H18ZM22 110V109H21ZM21 110H19L20 111V113H21ZM24 110V109H23ZM56 110V109H55ZM58 110V109H57ZM60 110H62V109H60ZM81 110H82V108H81ZM84 110V109H83ZM103 110V109H102ZM190 110V109H189ZM194 110V109H193ZM210 110V109H209ZM224 110V109H223ZM0 111L1 112H3L4 113V110L2 111L1 109H0ZM9 111L7 112L8 114H9ZM33 111H31V112H33ZM44 111V110H43ZM48 110H46V112H47ZM49 111H51V110H49ZM87 111V110H86ZM99 111V110H98ZM118 111V110H117ZM122 111V110H121ZM121 111H120V113H121ZM126 111V110H125ZM188 111V110H187ZM187 111H185V113L187 112ZM192 111V110H191ZM190 111V112H191ZM207 111V110H206ZM227 111V110H226ZM14 112V111H13ZM13 112H12V115H14L15 114V116H16V110H15V112H14V114H13ZM23 112V111H22ZM24 112H26L25 114H27L28 113V111H24ZM45 112V111H44ZM43 112V113H44ZM56 111H53V113H55ZM58 112H59V110H58ZM58 112H57V115H58ZM64 112H65V114L67 115V117H66V115H65V117L64 118H68V114L71 112V111H69V110H64ZM113 112V111H112ZM189 112V113H190ZM201 112H202V110H201ZM212 112V111H211ZM210 112V113H211ZM251 112V111H250ZM7 113H6V115H7ZM19 113V112H18ZM18 113H17V115H18ZM63 113V112H62ZM68 113V114H67ZM72 113H73V111H72ZM100 113H101V111H100ZM103 113V112H102ZM104 113H105V110H104ZM114 113V112H113ZM119 113V112H118ZM195 113V112H194ZM199 113H200V111H199ZM208 113V112H207ZM212 113H214V112H212ZM2 114V113H1ZM32 114V113H31ZM31 114L29 115L30 117H31ZM33 114H34V112H33ZM42 114V113H41ZM45 114V113H44ZM61 114V113H60ZM75 114V113H74ZM74 114H72V115H74ZM86 114V113H85ZM89 114H92V113H89ZM96 114V113H95ZM95 114L93 113L92 115H94L95 116ZM125 114V113H124ZM123 113H122V115H124ZM151 114V113H150ZM204 114V113H203ZM250 114V113H249ZM5 115V114H4ZM39 115V114H38ZM50 115V114H49ZM54 115H56V114H54ZM53 115V116H54ZM92 115H89V116H92ZM102 115V114H101ZM147 115H149V114H147ZM191 115V114H190ZM204 115H208V114H204ZM224 115V114H223ZM226 115V114H225ZM2 116H3V114H2ZM2 116H0V117H2ZM14 116V117H15ZM21 117H22V115H20ZM28 116V117H29ZM35 116V115H34ZM37 116V115H36ZM51 116V115H50ZM64 116V115H63ZM71 116V115H70ZM88 116V117H89ZM94 116H92V117H94ZM98 116V115H97ZM96 116V117H97ZM127 116V115H126ZM150 116V115H149ZM153 116V117H154ZM209 116V115H208ZM208 116H206L205 117V119H206V121H207V118H208ZM27 117V116H26ZM28 117H27V119H24V121L25 120H28ZM62 117V116H61ZM202 117H204V116H202ZM8 118H10V116L8 117ZM12 118H13V116H12ZM35 118V117H34ZM34 118H30V119H34ZM49 118V117H48ZM86 118V117H85ZM90 118V117H89ZM89 118L87 119L88 121H89ZM129 118V119H128ZM147 118V117H146ZM190 118V117H189ZM193 118V117H192ZM197 118V117H196ZM216 118V117H215ZM214 118V119H215ZM2 119V118H1ZM1 119H0V121H1ZM5 119V118H4ZM6 119H7V117H6ZM14 119H16V117L15 118H13L12 120H11V123H12V121H13V124H14ZM18 119H20V117H18ZM30 119H29V121H30ZM78 120H79V118H77ZM77 119H76V122H78L77 121ZM90 119H93V118H90ZM96 119V118H95ZM148 119V118H147ZM154 119V118H153ZM200 119V118H199ZM204 119V118H203ZM204 119V120H205ZM208 119H211V118H208ZM226 119V118H225ZM21 120V119H20ZM36 120H37V118H36ZM35 120V122H37ZM49 120H50V118H49ZM51 120H54V118L53 119H51ZM66 120V119H65ZM68 120V119H67ZM212 120V119H211ZM221 120V119H220ZM223 120V119H222ZM221 120V121H222ZM245 120V119H244ZM2 121H5V120H2ZM8 121V120H7ZM18 121V120H17ZM16 121V122H17ZM34 121V120H33ZM58 121V120H57ZM72 121H74V120H72ZM88 121H87V123H88ZM205 121V122H206ZM220 121V122H221ZM247 121H248V119H247ZM246 121V122H247ZM10 122V121H9ZM9 122H7V124L6 125H8L9 124ZM15 122V123H16ZM28 121H25V123H27ZM32 122V121H31ZM31 122H29V123H31ZM63 122H64V120H63ZM70 122V121H69ZM98 122L100 123V121L98 120ZM188 122V121H187ZM193 122V121H192ZM200 122H203V120L202 121H200ZM204 122V123H205ZM208 122V121H207ZM216 122V121H215ZM219 122V123H220ZM244 122V121H243ZM6 123V122H5ZM10 123V124H11ZM18 123H20L19 121H18ZM18 123H16V124H18ZM28 123V125H30ZM39 123V122H38ZM61 123V122H60ZM73 123V122H72ZM82 123V122H81ZM86 123V122H85ZM103 123H105V122H103ZM113 123L111 124L112 126H113ZM133 123H135V124H133ZM143 123V122H142ZM151 123V122H150ZM189 123H190V121H189ZM213 123V122H212ZM251 123H253V122H251ZM1 124H2V122H1ZM21 124H22V122H21ZM37 124V123H36ZM35 123L33 124L34 126L36 125ZM95 124H96V122H95ZM102 124V123H101ZM100 124V125H101ZM145 124V123H144ZM143 124V125H144ZM194 125H195V123H193ZM207 126H208V124L207 123H205ZM254 124V123H253ZM3 125H4V123H3ZM2 125V126H3ZM5 125V126H6ZM15 125V124H14ZM25 125V124H24ZM44 125V124H43ZM73 125V124H72ZM86 125H88V124H86ZM89 125H92V124H89ZM97 125V124H96ZM100 125H99V128H100ZM107 125V124H106ZM105 125V126H106ZM156 125H159V124H156ZM163 125V124H162ZM169 125V124H168ZM199 125V124H198ZM201 125V124H200ZM214 125V124H213ZM251 124H249V126H250ZM4 126V127H5ZM27 126V125H26ZM25 126V127H26ZM74 126H76V124L74 125ZM93 126H95V125H93ZM104 126V125H103ZM167 126V125H166ZM165 126V127H166ZM197 126V125H196ZM209 126H210V124H209ZM209 126L208 127H205L204 126V128H209ZM216 126V125H215ZM259 125H257V127H258ZM10 127H12V124L9 126V128ZM14 127V126H13ZM24 127V126H23ZM30 127V126H29ZM29 127H28V129H29ZM31 127H33L32 125H31ZM37 126H35V128H36ZM38 127H39V125H38ZM62 127V126H61ZM66 127V126H65ZM79 127V126H78ZM96 127V126H95ZM111 127V126H110ZM115 127V126H114ZM127 127V126H126ZM138 127H139V125H137L136 126V128L138 129ZM146 127V126H145ZM157 127H159V126H157ZM192 127V126H191ZM210 127H212V126H210ZM214 127V126H213ZM253 127H254V125H253ZM255 127H256V124H255ZM21 128H22V125H21ZM41 128V127H40ZM51 128V127H50ZM73 127H71V129H72ZM102 128V127H101ZM106 128V127H105ZM108 128V127H107ZM121 128V127H120ZM129 128V127H128ZM140 128V127H139ZM150 128H151V126H150ZM160 128H162V129H164L163 128V126H160ZM168 127H166V129H167ZM170 128H171V126H170ZM170 128H169V130H170ZM220 128V127H219ZM4 129V128H3ZM3 129H1V130H3ZM7 129H8V126H7ZM16 129V128H15ZM18 129V128H17ZM15 130V131H18V130ZM27 129V128H26ZM38 130H39V128H37ZM37 129H35V130H37ZM42 129H43V127H42ZM60 129V128H59ZM70 129V128H69ZM70 129V130H71ZM97 129V128H96ZM114 129V128H113ZM116 129V128H115ZM133 129H135V127L133 128ZM132 129V130H133ZM153 129V128H152ZM158 129V128H157ZM198 129V128H197ZM203 129V128H202ZM249 129V128H248ZM0 130V131H1ZM23 130V129H22ZM22 130H20V133H21V131ZM31 130H32V128H31ZM33 130H34V128H33ZM73 130H74V128H73ZM95 130V129H94ZM143 130V129H142ZM149 130V129H148ZM154 130V129H153ZM161 130V129H160ZM194 130V129H193ZM199 130H201V129H199ZM205 130V129H204ZM206 130H208V129H206ZM211 129H209V131H210ZM213 130V129H212ZM217 130V129H216ZM215 130V132H218V130L216 131ZM3 131H5V129L3 130ZM8 131V130H7ZM10 131V130H9ZM11 131H12V129H11ZM14 131V130H13ZM28 131V130H27ZM27 131H26V134H27ZM29 131H30V129H29ZM64 131V130H63ZM96 131V130H95ZM152 131V130H151ZM155 131V130H154ZM153 131V132H154ZM163 131V130H162ZM202 131V130H201ZM208 131V132H209ZM255 131H256V129H255ZM74 132H76V131H74ZM104 132H105V130H104ZM111 132H112V130H111ZM141 132V131H140ZM150 132V131H149ZM148 132V133H149ZM157 132V131H156ZM158 132H159V130H158ZM170 132V131H169ZM212 132H214V131H212ZM214 132V133H215ZM223 132V131H222ZM1 133V132H0ZM4 133V132H3ZM2 133V135H4ZM14 133V132H13ZM34 133H36V131H34ZM34 133H29V135L30 134H32V135H34ZM50 133V132H49ZM56 133V132H55ZM83 133V132H82ZM110 133V132H109ZM134 133V132H133ZM139 133L138 132V130L135 132V136L137 135V134ZM207 133V132H206ZM209 133H211V131L209 132ZM209 133H207V134H209ZM220 133V132H219ZM11 134V133H10ZM23 134V133H22ZM38 134V133H37ZM46 134V133H45ZM78 134V133H77ZM114 134V133H113ZM141 134H143V133H141ZM151 134V133H150ZM159 134H160V132H159ZM170 134V133H169ZM203 134V133H202ZM237 134V133H236ZM256 134V133H255ZM1 135V134H0ZM5 135H6V133H5ZM16 135V134H15ZM21 135V134H20ZM24 135H25V133H24ZM23 135V136H24ZM28 135V136H29ZM36 135V134H35ZM98 135V134H97ZM119 136H120V134H118ZM124 135V134H123ZM163 135H164V133H163ZM167 135V134H166ZM216 135H217V137H218V133H216ZM216 135L214 134V137H216ZM221 135V134H220ZM7 136V135H6ZM141 136V135H140ZM144 136H147V131H146V133H145V135ZM165 136V135H164ZM169 136V135H168ZM206 136V135H205ZM208 136V135H207ZM211 136V135H210ZM210 136H208L209 138H210ZM226 137H227V135H225ZM3 137V136H2ZM12 137H14L13 135H12ZM17 137V136H16ZM22 137V136H21ZM49 137H51V136H49ZM68 137V136H67ZM75 137V136H74ZM100 137V136H99ZM132 137V138H133ZM150 137H154V136H150L149 135V138ZM158 137H160V136H158ZM162 137V136H161ZM203 137V136H202ZM230 137V136H229ZM10 138V137H9ZM17 138H19L20 139V137L18 136ZM23 138V137H22ZM20 139V140H23V139ZM25 138V137H24ZM35 138V137H34ZM42 138V137H41ZM78 138V137H77ZM145 138V137H144ZM211 138H213V137H211ZM219 138V137H218ZM6 139V138H5ZM13 140H14V138H12ZM27 139H29V137L27 138ZM53 139V138H52ZM94 139V138H93ZM105 139V138H104ZM124 139H125V137H124ZM129 139V138H128ZM127 139V140H128ZM166 140V137L164 138L163 137V140ZM214 139V138H213ZM212 139V142L213 141H215V140H213ZM216 139V138H215ZM220 139V138H219ZM219 139H218V142H217V144L219 143ZM226 139V138H225ZM1 141L0 142H2V138L0 139ZM16 140V139H15ZM18 140V139H17ZM31 140V139H30ZM83 140V139H82ZM117 140V139H116ZM144 140V139H143ZM151 140V139H150ZM149 140V141H150ZM204 140H205V137H204ZM210 140V139H209ZM208 140V142L210 143V141ZM228 140V139H227ZM238 140V139H237ZM67 141V140H66ZM167 141V140H166ZM168 141H170V140H168ZM217 141V140H216ZM220 141L222 142V140L220 139ZM230 141V140H229ZM229 141H228V143H229ZM234 141V140H233ZM245 141V140H244ZM4 142V141H3ZM7 142H9V140H7ZM11 142V141H10ZM15 142V141H14ZM18 142H20V141H18ZM24 142L25 141H23V144H24ZM45 142V141H44ZM110 142V141H109ZM108 142V143H109ZM123 143H124V141H122ZM125 142H126V140H125ZM130 142V143H131ZM133 142H134V144H133ZM223 142H224V139H223ZM220 143V145L221 144H224V143ZM239 142V141H238ZM237 142V143H238ZM246 142V141H245ZM26 143V142H25ZM58 143V142H57ZM97 143V142H96ZM122 143V144H123ZM150 143L147 145L146 144V146H149L150 145ZM169 143V142H168ZM213 143H215V142H213ZM212 143V144H213ZM227 143V142H226ZM225 143V144H226ZM240 143L242 144V142L240 141ZM244 143V142H243ZM250 143V142H249ZM249 143H248V145H249ZM252 143V142H251ZM254 143V142H253ZM1 145H2V143H0ZM6 144H8V143H6ZM13 144H15V143H10L9 145H13ZM22 144V143H21ZM45 144V143H44ZM43 144V145H44ZM49 144V143H48ZM55 144H56V142H55ZM69 144V143H68ZM86 144V143H85ZM125 145H126V143H124ZM161 144V143H160ZM163 144H165V143H163ZM169 144H171V143H169ZM172 144H171V146H172ZM174 144V145H175ZM247 143H244L243 145H246ZM9 145H7V146H9ZM18 145V144H17ZM25 145V144H24ZM36 145V144H35ZM34 145V146H35ZM59 145V144H58ZM58 145H57V148H58ZM64 145V144H63ZM62 145V146H63ZM71 145V144H70ZM106 145H108V144H106ZM115 145V144H114ZM129 145H131V144H129L128 143V146ZM151 145H150V147H151ZM156 145V144H155ZM173 145V146H174ZM215 145V144H214ZM213 145V147H217L218 146V149H219V145H215L214 146ZM228 145V147H229V144H227ZM226 145V146H227ZM243 145H241V147L240 148H242V146ZM248 145H246V146H248ZM26 146H28V145H26ZM45 146V145H44ZM67 146V145H66ZM123 146V145H122ZM127 146V147H128ZM132 146H129L128 147V149L131 147L132 148ZM163 146V145H162ZM170 146V145H169ZM222 146V145H221ZM224 146V145H223ZM231 144H230V149H231ZM14 147V146H13ZM19 147H21L20 145H19ZM65 147V146H64ZM86 147V146H85ZM92 147H93V145H92ZM109 147V146H108ZM124 147H126V146H124ZM144 147V148H143ZM165 147V146H164ZM167 147V146H166ZM165 147V148H166ZM233 147H234V145H233ZM245 147V146H244ZM243 147V148H244ZM248 147H250V149L249 150H251V147L252 146H248ZM3 148V147H2ZM33 148V147H32ZM36 148V147H35ZM38 148V147H37ZM52 148H54V147H52ZM71 148H72V146H71ZM89 148V147H88ZM122 148V147H121ZM120 148V149H121ZM223 148V147H222ZM226 148V150H227V147H225ZM228 148V149H229ZM235 148V147H234ZM254 148V147H253ZM12 149V148H11ZM31 149V148H30ZM42 149V148H41ZM47 149V148H46ZM55 149V148H54ZM94 149V148H93ZM127 149V148H126ZM126 149H123V151L125 152V150ZM171 149H172V147H171ZM237 149H238V147H237ZM247 149V148H246ZM246 149H244V150H246ZM255 149V148H254ZM14 150V149H13ZM50 150V149H49ZM63 150V149H62ZM79 150V149H78ZM103 150V149H102ZM166 150V149H165ZM216 150V151H215ZM223 150H224V148H223ZM225 150V151H226ZM234 150V149H233ZM236 150V149H235ZM243 150V151H244ZM248 150V149H247ZM249 150H248V152H249ZM2 151V150H1ZM0 151V152H1ZM3 151H4V149H3ZM12 151V150H11ZM11 151H10V154H11ZM20 151V150H19ZM23 151V150H22ZM34 151V150H33ZM86 151V150H85ZM100 151V150H99ZM105 151V150H104ZM167 151V150H166ZM229 151H231V150H228L227 152L228 153H230ZM241 151H242V149H241ZM242 151V152H243ZM15 152V151H14ZM44 152H45V150H44ZM55 152H56V150H55ZM65 152V151H64ZM90 152V151H89ZM102 152V151H101ZM120 152H122L121 150H120ZM156 152V151H155ZM226 152V153H227ZM240 152V151H239ZM246 152V151H245ZM244 152V153H245ZM247 152V153H248ZM27 153V152H26ZM76 153V152H75ZM85 153V152H84ZM103 153V152H102ZM220 153L221 154H223V151H220ZM219 153V155H221ZM225 153V152H224ZM227 153V154H228ZM251 153H252V150H251ZM16 154V153H15ZM22 154V153H21ZM44 154V153H43ZM87 154H88V152H87ZM90 154V153H89ZM122 154H123V152H122ZM126 154V153H125ZM124 154V155H125ZM128 154V153H127ZM127 154H126V156H127ZM155 154H157V153H155ZM167 154V153H166ZM232 154H233V152H232ZM231 154V155H232ZM254 154V153H253ZM17 155H18V153H17ZM30 155V154H29ZM49 155V154H48ZM57 155H58V153H57ZM59 155H61V154H59ZM97 154L95 153V155H94V157L96 156ZM120 155V154H119ZM169 155V154H168ZM241 155V154H240ZM240 155H238V156H240ZM250 155V154H249ZM256 155V154H255ZM2 156V155H1ZM9 156H11V155H9ZM8 155H7V157H9ZM40 156V155H39ZM89 156V155H88ZM102 156V155H101ZM105 156V155H104ZM227 156V155H226ZM226 156H224L225 158H226ZM236 154H235V157H238ZM243 156V155H242ZM251 156V158H252V155H250ZM4 157H5V155H4ZM6 157V158H7ZM14 157V156H13ZM46 157H47V155H46ZM90 157H92V155H90ZM90 157H88L89 159H90ZM103 157V156H102ZM124 157L125 156H123V159H124ZM222 157H223V155H222ZM232 157H233V155H232ZM243 157H245L246 158V156H243ZM248 157V156H247ZM1 158V157H0ZM10 158V157H9ZM22 158V157H21ZM54 158V157H53ZM55 158H56V156H55ZM72 158V157H71ZM76 158V157H75ZM88 158H86V159H88ZM97 158V157H96ZM101 158V157H100ZM126 158V157H125ZM254 158V157H253ZM5 159V158H4ZM14 159V158H13ZM68 159H70V158H68ZM104 159V158H103ZM129 159V158H128ZM129 159V160H130ZM224 159V158H223ZM230 159V158H229ZM237 159H239V158H237ZM249 159V158H248ZM10 160V159H9ZM12 160V159H11ZM15 160H16V158H15ZM19 160H20V158H19ZM22 160V159H21ZM28 160H29V158H28ZM27 160V161H28ZM31 160V159H30ZM40 160V159H39ZM75 160V159H74ZM90 160H95L94 158L93 159H90ZM97 160V159H96ZM95 160V161H96ZM126 159H124V161H125ZM231 160V159H230ZM235 160V159H234ZM242 160V158H240V160H238V162H240ZM246 160V159H245ZM1 161V160H0ZM16 161H18V160H16ZM44 161V160H43ZM86 161H89V160H86ZM92 161H90V162H92ZM100 161V160H99ZM98 161V162H99ZM221 161V162H220ZM233 161V160H232ZM231 161V162H232ZM243 161V160H242ZM241 161V162H242ZM253 161V160H252ZM255 161H256V159H255ZM3 162V161H2ZM29 162H31V161H29ZM34 162V161H33ZM47 162V161H46ZM64 162V161H63ZM80 162V161H79ZM97 161L95 162V164H97L98 163ZM118 162H119V160H118ZM125 162H129V161H125ZM228 162V161H227ZM226 162V163H227ZM244 162H246V161H244ZM244 162H243V164H244ZM257 163H258V161H256ZM11 163H12V161H11ZM20 163V162H19ZM45 163V162H44ZM50 163V162H49ZM81 163V162H80ZM80 163H79V165H80ZM83 163V162H82ZM84 163H85V165H86V162L84 161ZM106 163V162H105ZM235 163H237V161L235 162ZM7 164V163H6ZM10 164V163H9ZM26 163H24V165H25ZM28 164V163H27ZM36 164V163H35ZM90 164H92V163H90ZM90 164H88V165H90ZM95 164H94V167H95ZM99 164V163H98ZM97 164V165H98ZM104 164V163H103ZM125 164V163H124ZM127 164V163H126ZM230 164V163H229ZM238 164V163H237ZM240 164H242V163H240ZM240 164L239 165H237L238 167L240 166ZM241 165L242 166V169H241V171L244 173L245 171L243 170V169H246L245 167L243 168V166H245V165ZM247 164H249V166L251 167V165H250V162L249 163H247ZM16 165H17V163H16ZM30 165H32V164H30ZM44 165H46L47 166V163L46 164H44ZM51 165V164H50ZM50 165H49V167H50ZM57 165H58V163H57ZM84 164H81V169H82V167H85V166H83ZM100 165H102V164H100ZM105 165H107V164H105ZM111 165V164H110ZM130 165V164H129ZM130 165V166H131ZM235 165V164H234ZM257 165H259V164H257ZM5 166H7V165H5ZM10 166V165H9ZM34 166V165H33ZM35 166H37V165H35ZM53 166V165H52ZM76 166V165H75ZM90 166H92V165H90ZM90 166L88 167L87 166V168H90ZM126 165H124V167H125ZM130 166H129V168H130ZM226 166V164L224 165V167ZM233 166V165H232ZM231 166V167H232ZM2 167V166H1ZM8 167V166H7ZM30 167V166H29ZM45 167V166H44ZM49 167H48V169H49ZM79 166H77V168H78ZM103 167H106V166H103ZM107 167H108V165H107ZM229 167V166H228ZM3 168V167H2ZM9 168V167H8ZM8 168H6L5 170H1L0 171V177H2V176H4L5 174H8V172H9V170H12V169H8ZM11 168H14V167H11ZM18 168V167H17ZM16 168V169H17ZM24 168H26V167H24ZM32 168V167H31ZM34 168H36V167H34ZM33 168V169H34ZM51 168V167H50ZM54 168V167H53ZM76 168V167H75ZM96 168V167H95ZM95 168H93V166H92V169L94 170ZM247 168H249V167H247ZM21 169H22V167H21ZM29 169V168H28ZM59 169V168H58ZM84 169V168H83ZM100 168L97 166V170H99ZM104 169V168H103ZM108 169V168H107ZM119 169V168H118ZM123 169V168H122ZM122 169H119V170H121V171H119V172H121V174H122V172L125 174V171H122ZM231 169V168H230ZM236 169V168H235ZM240 169V168H239ZM239 169L237 168L236 170H238V172H239ZM252 170H253V166H252V168H251ZM13 170H15V169H13ZM30 170V169H29ZM39 170H41V167H40V169ZM44 170V169H43ZM46 170L47 169H45L44 171L46 172ZM80 170V169H79ZM86 170V169H85ZM84 170V171H85ZM88 170V169H87ZM92 170V171H93ZM96 170V173L97 172H99V171H97ZM105 170V169H104ZM109 170H111V168L109 169ZM228 169L226 168V171H227ZM234 170V169H233ZM248 170V169H247ZM251 170V171H252ZM19 170H17V172H18ZM21 171V170H20ZM23 171H26V169H23ZM54 171V170H53ZM52 171V172H53ZM63 171V170H62ZM92 171H90V173H89V178H93V177H95V175L93 176V177H90V175H93V173H92ZM106 171V170H105ZM113 171H115L116 172V170H112V172ZM118 171V170H117ZM241 171H240V173H241ZM255 171V170H254ZM14 172V171H13ZM39 172V171H38ZM45 172H43V173H45ZM48 172V171H47ZM55 172V171H54ZM56 172H58V171H56ZM64 172V171H63ZM73 172H74V169H73ZM87 172H89V171H87ZM86 172V173H87ZM94 172V171H93ZM109 172V171H108ZM114 172V173H115ZM119 172H117L116 174H118L119 175ZM235 172V171H234ZM31 173H35V171L34 172H32V170H31ZM49 174H50V172H48ZM72 173V172H71ZM77 173V172H76ZM107 173V172H106ZM229 173V172H228ZM237 173V172H236ZM240 173H239V177H240ZM242 173V174H243ZM250 173V172H249ZM10 174V173H9ZM8 174V175H9ZM19 174V173H18ZM26 174V173H25ZM29 174V173H28ZM42 174V173H41ZM56 173H53V175H55ZM59 174V173H58ZM95 174V173H94ZM98 174V173H97ZM96 174V175H97ZM229 174H231V173H229ZM257 174V173H256ZM259 174V173H258ZM21 175H22V173H21ZM34 175V174H33ZM36 175H37V173H36ZM35 175V176H36ZM38 175H39V173H38ZM44 175V174H43ZM76 175V174H75ZM79 175V174H78ZM107 175H108V173H107ZM106 175V176H107ZM109 175H113V174H111V171H110V173H109ZM259 175H261V173L259 174ZM56 176V175H55ZM59 176V175H58ZM61 176H62V173H61ZM65 176V175H64ZM69 176V175H68ZM117 176V175H116ZM124 176H126V175H123V177L122 178H126V177H124ZM258 176V175H257ZM21 177H23V176H21ZM28 177V176H27ZM31 177V176H30ZM34 177V176H33ZM44 177H46V176H44ZM43 177V178H44ZM48 177V176H47ZM51 177H52V175L50 174V179H51ZM54 177V176H53ZM67 177V176H66ZM65 177V178H66ZM73 177V176H72ZM80 177V176H79ZM82 177V176H81ZM102 177V176H101ZM119 177L120 176H118L116 179H119ZM20 178V177H19ZM25 178H26V176H25ZM41 178H42V175H41ZM42 178V179H43ZM60 178V177H59ZM89 178H87V179H89ZM114 178H115V176H114ZM113 178V179H114ZM122 178H120L121 180H122ZM243 178H241V179H243ZM9 179V178H8ZM24 178H22L21 179V181L23 180ZM39 179V176H38V178L37 179H34L32 182H34L35 180H38ZM45 179H47V178H45ZM55 180H56V178H54ZM68 179V178H67ZM102 179V178H101ZM107 178H104V181L106 180ZM127 179V178H126ZM19 180V179H18ZM26 180V179H25ZM83 180H84V178H83ZM89 180H92V179H89ZM107 180H109V179H107ZM244 180V179H243ZM261 180V179H260ZM39 181H40V179H39ZM48 181H50L49 179H48ZM47 181V183H50V185H51V182H48ZM54 181V180H53ZM52 181V182H53ZM64 181V180H63ZM69 181V180H68ZM72 181V180H71ZM81 181V180H80ZM79 181V182H80ZM94 181L96 182L97 181V179L95 180V178H94ZM94 181H93V183H94ZM98 181H99V179H98ZM103 181V180H102ZM117 181V180H116ZM118 181H120V180H118ZM23 182H24V184H23ZM23 182H21L23 185H26L25 183V181H23ZM38 182V181H37ZM42 182V181H41ZM55 182V181H54ZM57 182V181H56ZM59 182V181H58ZM66 182V181H65ZM74 182H75V180H74ZM84 182H85V180H84ZM86 182H87V180H86ZM100 182H101V180H100ZM106 182V181H105ZM105 182H101L102 184H104ZM108 182V181H107ZM254 182H255V179H254ZM257 182V181H256ZM11 183V182H10ZM17 182H15V184H16ZM19 183V182H18ZM76 183H77V181H76ZM76 183H75V185H76ZM99 183V182H98ZM100 183V184H101ZM109 183V182H108ZM116 183H118V188H119V190H122V188L125 190V188L124 187H122V185L124 186V184H123V181H122V185H120L119 186V183H121V182H116ZM248 183V184H247ZM258 183V182H257ZM256 183V184H257ZM260 183V182H259ZM264 183V182H263ZM29 184V183H28ZM39 183H37V184H34V185H38ZM42 184V183H41ZM57 184V183H56ZM64 184V183H63ZM67 184V183H66ZM73 184V183H72ZM94 184H97V183H94ZM100 184H99V187H97V189H99L100 190V188H101V186H100ZM255 184V186L253 185H251L252 187H258L257 185ZM262 184V183H261ZM260 184V185H261ZM1 185V184H0ZM9 185V184H8ZM49 185V184H48ZM48 185H46V186H48ZM50 185H49V187H50ZM60 185V184H59ZM62 185V184H61ZM60 185V186H61ZM74 185V184H73ZM105 186V189L102 187V189L105 191L106 190V185H107V190H108V184H104ZM110 185V184H109ZM115 185V184H114ZM129 185L127 186L128 188H129ZM14 186V185H13ZM12 186V187H13ZM43 186H44V184H43ZM58 186V185H57ZM64 186V185H63ZM77 186H79V184L77 183ZM80 186H81V183H80ZM112 186V185H111ZM242 186H243V188H247V189H243L242 188ZM2 187V186H1ZM9 187V186H8ZM7 187V188H8ZM23 187H25V186H23ZM22 187V188H23ZM28 187H30L31 188V186H29V185H27V187L26 188H28ZM52 187V186H51ZM53 187H55V186H53ZM59 187V186H58ZM70 187V186H69ZM90 187V186H89ZM93 187V186H92ZM94 187H96V186H94ZM116 187H117V184H116ZM122 187V188H121ZM126 187V186H125ZM126 187V188H127ZM241 187V188H240ZM20 189L21 190V192L23 191V189ZM45 188V187H44ZM43 188V189H44ZM60 188V187H59ZM73 188H75V186L73 187ZM80 188V187H79ZM82 188H83V186H82ZM86 188V187H85ZM112 187H110L109 188V190L107 191L106 190V192H109V194H112V193H110V192H113L114 191V189L113 188H115V187H113L112 189H111ZM130 188H131V186H130ZM261 188V187H260ZM263 188V187H262ZM6 189V188H5ZM25 189V188H24ZM41 190V191H44V190ZM47 189V188H46ZM48 189H50V188H48ZM47 189V190H48ZM57 188H55V190H56ZM66 189V188H65ZM77 189H78V187H77ZM88 189H90V190H92V188H88ZM96 189V190H97ZM101 189V190H102ZM132 189V190H133ZM257 189H259V188H257ZM264 189V188H263ZM4 190V189H3ZM39 190H40V187H39ZM51 190H52V188H51ZM54 190V191H55ZM79 190V189H78ZM86 190H87V188H86ZM96 190H94L95 192H96ZM110 190H112V191H110ZM118 190V189H117ZM117 190H115L116 191V193H118V191ZM131 190V191H132ZM141 190V191H140ZM242 190H246V192L248 191L249 193L247 194V193H245V191H242ZM260 190V189H259ZM25 191H27V190H25ZM46 191V190H45ZM44 191V192H45ZM50 191V190H49ZM49 191H46L47 192V195H48V192ZM53 191V190H52ZM60 191H63V189H61ZM65 192H66V190H64ZM70 191V190H69ZM73 191H75V189L73 190ZM83 191H84V188H83ZM93 191V193L95 194V192ZM98 191V190H97ZM104 191H102V194H103V192ZM114 191V192H115ZM133 191V193H135ZM261 191V190H260ZM263 191V190H262ZM7 192H9V190L8 191H6V193ZM45 192V193H46ZM57 192H59L58 191V189H57V191H56V194H57ZM76 192H77V190H76ZM87 192V191H86ZM85 192V193H86ZM99 192H101V191H99ZM105 192V193H106ZM244 192V193H243ZM255 191H253V193H254ZM257 192V191H256ZM259 192V191H258ZM5 192H3V194L0 192V260L1 261H3L4 263H6V261L8 260V258H10V256L11 255H14V253H11L12 252V249L14 248V247H19V246H22V245H20V242H21V237H22V230L20 229V226H19V224H17L16 223V219H14L15 217H16V215H15V217L14 216H11V213H10V211L9 210H4V208H6V206H7V204H8V202L10 201V200H8V202H7V198L9 197H7V195L8 194H6ZM19 193V192H18ZM25 193V192H24ZM32 193V192H31ZM31 193H29V195L31 194ZM37 193V192H36ZM39 193V192H38ZM43 193V192H42ZM51 193V192H50ZM53 193V192H52ZM63 193V192H62ZM88 193H90V191L89 192H87V194ZM93 193H90V194H92L93 195ZM115 193V194H116ZM124 193V192H123ZM126 193V192H125ZM132 193V194H133ZM138 193V194H139ZM260 193H262V192H260ZM11 194V193H10ZM12 194H14V193H12ZM15 194H17V193H15ZM33 194V193H32ZM44 194V193H43ZM55 194V195H56ZM68 194H69V192H68ZM67 193H66V195H68ZM71 194V193H70ZM80 194V193H79ZM100 194V193H99ZM107 194V193H106ZM106 194H103V198H101L100 200H101V202L103 201V199H104V195L106 196V198L108 197V195H106ZM115 194L113 193V195L112 196H114V199L113 200H116L115 199ZM119 195H120V193H118ZM137 194V195H138ZM252 194V193H251ZM23 195V194H22ZM28 195V196H29ZM36 195V194H35ZM35 195L34 196H32V197H35ZM45 195V194H44ZM53 195V194H52ZM59 195V194H58ZM58 195H56L57 197H58ZM61 195V194H60ZM64 195V194H63ZM66 195H65V197H66ZM75 195H78V194H75ZM86 195V194H85ZM89 195V194H88ZM98 195V194H97ZM118 195V198H117V196H116V198L117 199H119V197H121V196H119ZM131 195V194H130ZM134 195V194H133ZM132 195V196H133ZM136 195V194H135ZM134 195V196H135ZM137 195H136V198H137ZM257 195H259V193L257 194ZM256 195V196H257ZM12 196V195H11ZM11 196H10V198H11ZM27 196V195H26ZM41 196V195H40ZM46 196V195H45ZM56 196H55V198H56ZM79 196V195H78ZM98 196H100V195H98ZM133 196V197H134ZM249 197L251 196L250 194L248 195ZM247 196V197H248ZM252 196H253V194H252ZM16 197V196H15ZM18 197V196H17ZM19 197H21V195L19 196ZM23 197H24V195H23ZM37 197H39V196H37ZM37 197H36V199H37ZM61 197V196H60ZM87 197V196H86ZM100 197H102V196H100ZM138 197V198H139ZM9 198V199H10ZM13 198V197H12ZM24 198H26V197H24ZM40 198V197H39ZM42 198H45V197H43L42 196ZM50 198V197H49ZM48 198V199H49ZM67 198H69V196L67 197ZM71 198V197H70ZM78 198V197H77ZM90 198V197H89ZM94 198H97V196H95ZM112 198V197H111ZM111 198H109V199H111ZM135 198V199H136ZM252 198V197H251ZM256 198V197H255ZM17 198H15V200H16ZM23 199V198H22ZM51 199V198H50ZM50 199H49V202H50ZM58 199H59V197H58ZM93 199V198H92ZM134 199V200H135ZM257 199V198H256ZM31 200V199H30ZM39 200V202H40V199H38ZM37 200V201H38ZM42 200V199H41ZM45 200H47V199H45ZM45 200H42V201H44V202H46ZM52 200V199H51ZM53 200H55L54 199V197H53ZM57 200V199H56ZM60 200H61V198H60ZM71 200V199H70ZM81 199H79V201H80ZM94 200V199H93ZM120 200V199H119ZM261 200V199H260ZM18 201H20V203L21 204H19V207H22V204L24 203V202H26V199H25V201L23 202V201H21V200H18ZM34 201V200H33ZM36 201V202H37ZM41 201V202H42ZM48 201V200H47ZM64 201V200H63ZM68 201V200H67ZM66 201V202H67ZM82 201V200H81ZM84 201H89V200H84ZM97 201H98V199H97ZM129 201H131V200H129ZM254 201V200H253ZM35 202V203H36ZM41 202H40V204H41ZM44 202H43V204H44ZM52 202V201H51ZM104 202V201H103ZM105 202H106V199H105ZM108 202V201H107ZM114 202V201H113ZM133 202V201H132ZM10 203H12V202H10ZM28 203H30V202H28ZM31 203H33V202H31ZM35 203H33V205L35 204ZM47 203V202H46ZM45 203V204H46ZM54 203V202H53ZM57 203H59V202H57ZM82 203V202H81ZM90 203H92V202H90ZM97 203V202H96ZM109 203V202H108ZM115 203V202H114ZM131 203V202H130ZM138 203V202H137ZM26 204V203H25ZM68 204L69 203H67V206H68ZM71 204V203H70ZM77 204V203H76ZM100 204V203H99ZM110 204V203H109ZM117 204H118V202H117ZM252 204H253V202H252ZM10 205V204H9ZM15 205V204H14ZM24 205V204H23ZM54 205V204H53ZM57 205H59V204H57ZM57 205H56V207H55V209L57 210L61 205H59V207H57ZM94 205H95V203H94ZM93 205V206H94ZM112 205H113V203H112ZM116 205V204H115ZM119 205V204H118ZM46 206H47V204H46ZM83 206V205H82ZM92 206V207H93ZM114 206V205H113ZM10 207H11V205H10ZM15 207V206H14ZM25 207V206H24ZM30 207H31V205H30ZM32 207H34V206H32ZM35 207H37V206H35ZM41 207H43L42 205L39 207V208H41ZM75 207V206H74ZM81 207V206H80ZM107 207V206H106ZM109 207V206H108ZM251 207V206H250ZM16 208V207H15ZM77 208H78V206H77ZM94 208V207H93ZM99 208H101V209H104V205H102L101 207H99ZM98 208V209H99ZM116 208V207H115ZM119 208V207H118ZM136 208V207H135ZM255 208V207H254ZM259 208V207H258ZM7 209H9L8 207H7ZM11 209L12 210H14L12 207H11ZM34 209V208H33ZM38 209V208H37ZM54 209V208H53ZM63 209V208H62ZM61 209V210H62ZM69 209H71V208H68V211H70ZM85 209V208H84ZM106 209V208H105ZM117 209V208H116ZM185 209L187 210V212H188V214H191V215H193V214H197L198 216H200L199 215V213H202V215L204 216V218H206V219H204V223H203V225L202 226H199V225H197L196 223V226H190V225H192V224H189L186 220H192V221H194L193 219H192V216H190V217H187V213H186V211H185ZM20 210V209H19ZM41 210H43V209H41ZM51 210H52V208H51ZM88 210H90V209H88ZM100 210V209H99ZM98 210V211H99ZM132 210V209H131ZM138 210H139V208H138ZM248 210V209H247ZM21 211V210H20ZM34 211V210H33ZM36 211V210H35ZM47 211H49V210H47ZM54 211L55 210H53V214H54ZM59 211V210H58ZM77 211V210H76ZM95 211V212H94ZM94 213H96V209H94ZM113 211V210H112ZM127 211V210H126ZM126 211L124 212V213H126ZM184 211H185V214H184ZM254 211V210H253ZM13 212V211H12ZM19 212V211H18ZM17 212V213H18ZM26 212V211H25ZM24 212V213H25ZM27 212H29V211H27ZM37 212V211H36ZM70 212H72V210L70 211ZM70 212H69V214H70ZM89 212V211H88ZM87 212V215H89V213ZM123 212V211H122ZM249 212H251L250 210H249ZM15 213V212H14ZM20 213H22V212H20ZM30 213H31V210H30V212L29 213H27V216L29 217V215H30ZM34 215H33V217L35 216V214L36 213H34V212H32ZM39 213L41 214V212H40V210H39ZM45 212H43V214H44ZM57 213V212H56ZM60 213V212H59ZM62 213H64V212H62ZM90 213H92V211H90ZM100 213H102V215L101 216H104L103 214H107L108 212H104L103 213V210H102V212H100ZM111 213V212H110ZM29 214V215H28ZM47 214V213H46ZM45 214V215H46ZM49 214H50V212H49ZM48 214V215H49ZM69 214H67V215H69ZM72 214L73 213H71V215H69V217L70 216H72ZM80 214V213H79ZM114 214H116V213H114ZM132 214V213H131ZM37 215H38V218H37ZM34 218L31 216V218H33V219H30V217L29 218H26V220H25V218H23L22 217V219H24L23 221L24 222H28V219H30V223H31V220L33 221L35 218L37 219H35L36 221L35 222H37V224L36 223H32V224H30V225H34L33 227L34 228H36V226L38 225L39 226V224H40V220H38V219H40V217H39V214H37ZM45 215H43V216H45ZM58 215L59 214H57V216L56 217H53L54 219L55 218H57L58 217ZM64 215V214H63ZM108 215V214H107ZM111 215V214H110ZM130 215V214H129ZM128 215V216H129ZM135 215V217L137 216L136 214H134ZM139 215V214H138ZM7 216V217H6ZM26 216V217H27ZM41 216V215H40ZM47 216V215H46ZM45 216V217H46ZM51 216H54V215H51ZM50 216V218H47V220L48 219H50V220H48L49 221V223L51 224V222H52V224H53V222H55V221H51L52 220V217ZM90 216V215H89ZM95 216H97V214L96 215H92V217H94L95 218ZM127 216V215H126ZM248 216V215H247ZM25 217V216H24ZM42 217V216H41ZM45 217L43 218L42 217V219H41V223H42V221L43 220H46L45 219ZM66 217V216H65ZM65 217H64V219H65ZM80 217V216H79ZM104 217H107L106 215L104 216ZM110 217H112V216H110ZM134 217V216H133ZM134 217V218H135ZM197 217V216H196ZM251 217V216H250ZM20 218H21V216H20ZM60 217H58V219H59ZM67 218V217H66ZM72 219H73V216L71 217ZM71 218H69V219H71ZM100 218V217H99ZM98 218V219H99ZM114 218H116L115 216H114ZM126 218V217H125ZM130 218V217H129ZM132 218V217H131ZM194 218H195V216H194ZM198 218V220L197 221H199V217H197ZM62 219V218H61ZM61 219H59V220H61ZM81 219V218H80ZM87 219H89L88 218V216H87ZM96 219H97V217H96ZM101 219V218H100ZM99 219V220H100ZM107 219H109V218H106V220ZM133 219V218H132ZM137 219H139V218H137ZM136 219V220H137ZM196 219V218H195ZM16 220V221H15ZM20 220V219H19ZM18 220V221H19ZM56 220V219H55ZM66 220V219H65ZM93 220V219H92ZM95 220V219H94ZM103 220H105L104 218H103ZM129 220V219H128ZM201 220V219H200ZM39 221V222H38ZM51 221V222H50ZM68 221V220H67ZM76 221V220H75ZM109 221V220H108ZM127 221V220H126ZM245 221H247V222H245ZM20 222V221H19ZM34 222V221H33ZM44 223H43V225L44 226H47L46 225V223H48V222H45V221H43ZM58 222H60V221H58ZM100 222V221H99ZM98 222V223H99ZM102 222V221H101ZM104 222V221H103ZM111 222V221H110ZM117 222V221H116ZM128 222V221H127ZM195 222H196V220H195ZM203 222V221H202ZM56 225H57V227H59L58 226V224H57V220H56ZM64 223V222H63ZM69 223V222H68ZM79 223V222H78ZM89 224H90V221L88 222ZM106 223V222H105ZM112 223V222H111ZM109 224V223H107V225L109 224V226H111L112 224ZM118 223V222H117ZM130 223V222H129ZM132 223V222H131ZM191 223V222H190ZM199 223V222H198ZM252 223V222H251ZM251 223H248L249 224V226H250V224ZM21 224V223H20ZM23 224V223H22ZM29 224H28V226H27V224L25 225V226H27V228L24 226V229L26 228V229H28L29 228ZM60 224V223H59ZM62 224V223H61ZM93 224V223H92ZM94 224H97V223H94ZM128 224V223H127ZM194 224V225H195ZM202 224V223H201ZM219 224V225H218ZM42 225V226H43ZM56 225H55V227H56ZM70 225V224H69ZM73 225H74V223H73ZM76 225H77V223H76ZM75 225V226H76ZM85 225H86V223H85ZM84 225V227H86ZM102 225H103V223H102ZM132 225V224H131ZM138 225H141V223H139V221H137V222H135V223H133V233L134 232H137L138 231ZM252 225V224H251ZM38 226H37V228H38ZM89 226V225H88ZM97 226V225H96ZM130 226V225H129ZM142 226V225H141ZM218 226H220L219 228H218ZM248 226V225H247ZM254 226V225H253ZM49 227V226H48ZM51 227L53 228L54 226H52L51 225ZM53 228V229H56L57 230V227L56 228ZM63 227H66V225L64 224V226ZM105 227V226H104ZM193 227V228H192ZM41 228V227H40ZM46 228V227H45ZM74 228V227H73ZM76 228V227H75ZM94 228H96L95 227V225H94ZM92 229V230H95V229ZM97 228H99L98 226H97ZM102 228V227H101ZM110 228V227H109ZM127 228V227H126ZM248 228V227H247ZM251 227H249L248 229H250ZM23 229V228H22ZM25 229V230H26ZM43 229V228H42ZM41 229V230H42ZM50 229V228H49ZM53 229H51L52 230V232H53ZM59 229V228H58ZM65 229V228H64ZM69 229V228H68ZM77 229H79V228H77ZM103 229H105V228H103ZM107 229H108V227H107ZM107 229H105L106 231H109V229L107 230ZM116 229V228H115ZM132 229V228H131ZM252 229H254V228H252ZM36 230V229H35ZM38 230V229H37ZM46 230H48V228H46L45 229V231ZM59 230H61V229H59ZM66 230H67V228H66ZM97 230V229H96ZM24 231V230H23ZM27 231V230H26ZM34 231V230H33ZM38 231H40V230H38ZM38 231H36L37 233H38ZM62 231V230H61ZM61 231H59L60 233H61ZM69 231V230H68ZM67 231V232H68ZM73 231V230H72ZM77 231V230H76ZM75 231V232H76ZM89 231V230H88ZM121 231V230H120ZM140 231V230H139ZM216 231V232H215ZM49 232H51V231H49ZM52 232H51V234H52ZM55 232H57V231H55ZM59 232H57L58 234H59ZM65 232V231H64ZM63 232V233H64ZM66 232V233H67ZM87 232V231H86ZM97 232V231H96ZM103 232H105L104 230H103ZM102 232V233H103ZM122 232V231H121ZM124 232V231H123ZM125 232H126V230H125ZM247 232L249 233L250 231H248L247 230ZM30 233V232H29ZM31 233H32V231H31ZM39 233H41V232H39ZM38 233V234H39ZM43 233V232H42ZM69 233H71V232H69ZM85 233V232H84ZM95 233V232H94ZM102 233H100L99 234V236H97L98 238H100V236H101V238H102ZM108 233V232H107ZM115 233H117L116 231H115ZM138 233V232H137ZM27 234H28V231H27ZM33 234H34V232H33ZM48 235H49V233H47ZM50 234V235H51ZM65 234V233H64ZM109 234H110V232H109ZM112 234H114V233H112ZM126 234V233H125ZM128 234V233H127ZM131 234V233H130ZM35 235H37L36 233H35ZM43 235H45V233H43ZM43 235H42V238H45V237H43ZM53 235V234H52ZM61 235V234H60ZM66 235V234H65ZM83 235V234H82ZM98 235V234H97ZM103 235H105L104 233H103ZM115 235V234H114ZM162 235H164L165 236V239H166V235L168 236V240H169V242H168V245H170L169 247H168V245H167V247H164V244H162V246L164 247V249H160V240H161V238L162 237H164V236H162ZM41 236V235H40ZM40 236H39V238H40ZM47 236V235H46ZM63 236V235H62ZM67 236L68 237H71V236H69L68 234H67ZM78 236V235H77ZM124 236V235H123ZM26 237V236H25ZM29 238H30V234H29V236H28ZM33 237H34V235H33ZM84 237H85V235H84ZM111 237V236H110ZM114 237V236H113ZM119 237H121V236H119ZM118 237V238H119ZM27 238V237H26ZM32 238V237H31ZM60 238V237H59ZM65 238V237H64ZM94 238H96V236L94 237ZM93 238V239H94ZM100 238V239H101ZM248 238V237H247ZM23 239V238H22ZM46 239H47V237H46ZM68 239H70V238H67L66 240L68 241ZM97 239V238H96ZM100 239H97V240H100ZM102 239H104V238H102ZM214 239V240H213ZM218 239V238H217ZM223 239V238H222ZM26 240V239H25ZM30 240V239H29ZM84 240V239H83ZM89 240H92V239H89ZM97 240H95V241H97ZM105 240V239H104ZM122 240V239H121ZM126 240H127V238H126ZM162 240L165 242V240L162 238ZM210 240H212V241H210ZM23 241V240H22ZM38 241V240H37ZM44 241V240H43ZM49 241V240H48ZM47 240H46V242H48ZM52 241H53V239H52ZM75 241V240H74ZM73 241V242H74ZM109 241V240H108ZM111 241V240H110ZM125 241V240H124ZM163 241H161V242H163ZM216 241V240H215ZM259 241V240H258ZM24 242V241H23ZM34 242H35V240H34ZM45 242V241H44ZM44 242H42V243H44ZM56 242V241H55ZM64 242V241H63ZM69 242V241H68ZM80 242V241H79ZM88 242V241H87ZM90 242V241H89ZM116 242V241H115ZM127 242H128V240H127ZM216 242H219V240L218 241H216ZM247 242H248V240H247ZM30 242L28 241V244H29ZM49 243V242H48ZM78 243V242H77ZM77 243L75 244L76 245V247H77ZM80 243H83V242H80ZM170 243V244H169ZM47 244V243H46ZM46 244H45V246H46ZM108 244V243H107ZM113 244V243H112ZM124 244V243H123ZM125 244H126V242H125ZM224 244V245H223ZM31 245H32V241H31ZM42 245V244H41ZM48 245H50V244H48ZM53 245V244H52ZM67 245V244H66ZM65 245V246H66ZM102 245V244H101ZM111 245V244H110ZM118 245V244H117ZM116 245V246H117ZM132 245V244H131ZM165 245V246H166ZM24 246V245H23ZM98 246V245H97ZM106 246V245H105ZM113 246V245H112ZM127 246H128V244H127ZM161 246V247H162ZM219 245H217V247H218ZM222 246H220V247H222ZM28 247V246H27ZM48 247V246H47ZM47 247H45L44 249V251L46 252V248ZM53 247V246H52ZM57 247V246H56ZM60 247H62V246H60ZM69 247V246H68ZM72 247V246H71ZM79 247V246H78ZM85 247V246H84ZM100 247V246H99ZM102 247V246H101ZM219 247V248H220ZM223 247V248H224ZM247 247H249V246H247ZM251 247V246H250ZM257 247V246H256ZM260 247V246H259ZM31 248V247H30ZM39 248H40V246H39ZM109 248H111V247H109ZM130 248V247H129ZM19 249V248H18ZM48 249V248H47ZM51 249V248H50ZM53 249V248H52ZM58 249H59V247H58ZM61 249V248H60ZM65 249V248H64ZM79 249V248H78ZM84 249V248H83ZM94 249V248H93ZM96 249V248H95ZM114 248H112V250H113ZM222 249V248H221ZM261 249V248H260ZM14 250H17V249H13V251ZM19 250H21V249H19ZM34 250V249H33ZM42 250H43V247H42ZM56 250H57V248H56ZM61 250H63V249H61ZM60 250V251H61ZM66 250V249H65ZM74 250V249H73ZM77 250V248H75V250L74 251H76ZM168 250H169V252H168ZM247 250V251H246ZM252 250V249H251ZM264 250V249H263ZM52 251V250H51ZM69 251V250H68ZM73 251V252H74ZM79 251H80V249H79ZM89 251V250H88ZM114 251V250H113ZM17 252H20V251H17ZM17 252L15 253L16 255H17ZM25 252H29V250L28 251H25ZM32 252V251H31ZM35 252H36V250H35ZM44 252V253H45ZM48 252V251H47ZM50 252V251H49ZM105 252V251H104ZM107 252V251H106ZM118 252V251H117ZM224 252V251H223ZM249 252H250V250H249ZM30 253V252H29ZM69 254H70V256L72 255V252H68ZM97 253V252H96ZM99 253H101V252H99ZM108 254H109V252H107ZM128 253V252H127ZM11 254V255H10ZM26 254H28V253H26ZM34 255H35V253H33ZM38 254V253H37ZM41 254V253H40ZM48 254V253H47ZM51 254V253H50ZM75 254V253H74ZM76 254H77V252H76ZM83 254L85 255L86 253H82V256H81V254H79L80 255V257H83L84 258V256H83ZM93 254V253H92ZM108 254H106L107 256H109ZM119 254V253H118ZM130 254V253H129ZM164 254V253H163ZM205 254V253H204ZM207 254V253H206ZM211 254H213L214 256H211ZM255 254H256V252H255ZM15 255V256H16ZM22 255H24V254H22ZM43 255H45V254H43ZM56 255V254H55ZM87 255V254H86ZM162 255V254H161ZM260 256H261V254H259ZM19 256V255H18ZM25 256H27V255H25ZM28 256H29V254H28ZM65 256V255H64ZM74 257H75V255H73ZM73 256H72V260H73ZM77 257H75V259L76 260H80V259H82V258H80V257H78V255H76ZM98 256H99V254H98ZM114 256V255H113ZM163 256V255H162ZM165 256V255H164ZM219 255H217V257H218ZM258 256V255H257ZM256 256V257H257ZM12 257H14V256H12ZM20 257V256H19ZM18 257V258H19ZM34 256L32 255V258H33ZM45 257V256H44ZM51 257V256H50ZM63 257V256H62ZM66 257V256H65ZM64 257V258H65ZM68 257V256H67ZM66 257V258H67ZM94 257V256H93ZM106 257V256H105ZM189 257V256H188ZM191 257V256H190ZM191 257V258H192ZM17 258V259H18ZM21 258H22V256H21ZM25 258V257H24ZM31 258V259H32ZM38 258V257H37ZM65 258V259H66ZM80 258V259H79ZM90 258H92V257H90ZM95 258H96V256H95ZM162 258H164V257H162ZM166 258H167V256H166ZM212 258H209V261H210V259H212ZM216 258V257H215ZM214 258V259H215ZM262 258H264V257H262ZM13 258H11L10 260H12ZM16 258L14 257V261H17V260H15ZM57 259V258H56ZM63 259L62 261H65V263H66V260H68L67 262L68 263H70V260H71V258L69 257L68 259ZM70 259V260H69ZM87 259H88V255H87ZM114 259V258H113ZM129 259V258H128ZM160 259V258H159ZM186 259V258H185ZM194 259V260H195ZM221 259V258H220ZM259 259V258H258ZM12 260V261H13ZM35 260V259H34ZM39 260H41V259H39ZM49 260V259H48ZM61 260V259H60ZM72 260H71V262H72ZM115 260V259H114ZM117 260V259H116ZM133 260V259H132ZM135 260V261H136ZM163 260V259H162ZM167 260V259H166ZM165 260V261H166ZM193 260V259H192ZM216 260V259H215ZM254 260V259H253ZM263 260V259H262ZM41 261H43V260H41ZM50 261V260H49ZM84 261V260H83ZM95 261V260H94ZM93 261V262H94ZM105 261V260H104ZM103 261V262H104ZM109 261V260H108ZM118 261V260H117ZM135 261L133 260V264H136L138 261H136V263H135ZM160 261V260H159ZM158 261V263L159 264H161V262H159ZM195 261H197V260H195ZM203 262H204V260H202ZM207 262V263H210V262ZM223 261V260H222ZM258 261V260H257ZM10 262V261H9ZM26 262H27V259H26V261H24V263L23 264H26ZM37 262H38V260H37ZM55 262V261H54ZM77 262H79V261H77ZM77 262H75V260H74V264L75 263H77ZM140 262H139V264H140ZM184 262H185V260H184ZM183 262V263H184ZM192 262V261H191ZM202 262V263H203ZM205 262V264H207ZM215 262V261H214ZM254 262V261H253ZM255 262H256V260H255ZM254 262V263H255ZM2 263V262H1ZM17 263V262H16ZM15 263V264H16ZM18 263H20V262H18ZM17 263V264H18ZM22 263V262H21ZM29 263V262H28ZM27 263V264H28ZM33 263V262H32ZM57 263H59V262H56V264ZM62 262H60L59 264H61ZM88 263H92V262H89L88 261ZM157 263V264H158ZM162 263H163V261H162ZM166 263V262H165ZM170 263V264H171ZM197 263V262H196ZM202 263H199V264H202ZM212 263H213V261H212ZM211 263V264H212ZM219 263V262H218ZM217 263V261L215 262V264H218ZM220 263H222V262H220ZM262 263H263V261H262ZM30 264V263H29ZM37 264V263H36ZM54 264V263H53ZM63 264H64V262H63ZM67 264V263H66ZM71 264H73V263H71ZM79 264V263H78ZM94 264V263H93ZM109 264V263H108ZM113 264H114V261H113ZM138 264V263H137ZM166 264H168V263H166ZM174 264V263H173ZM224 264H227V263H224ZM256 264V263H255Z\"/></svg>",
  "mask_w": 264,
  "mask_h": 264
}]
</instances>
